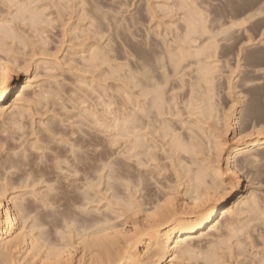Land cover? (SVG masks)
<instances>
[{
  "label": "bare ground",
  "instance_id": "obj_1",
  "mask_svg": "<svg viewBox=\"0 0 264 264\" xmlns=\"http://www.w3.org/2000/svg\"><path fill=\"white\" fill-rule=\"evenodd\" d=\"M44 1L45 0H7V2H8L7 13L6 12H5V14H3L2 12L0 13V116L3 115L7 111L8 108H10V109L12 108L11 113L14 114L13 118L7 113L10 116V118L12 119V121L15 120L14 116L16 113L22 114L24 111H25V113H26V111L28 113L29 109L31 110V108H33L32 110H34V108L37 107V106L34 107V105H36L38 103L40 105L41 102H39L40 99L38 97L41 93H39V95H38L37 92H42L48 86H49L48 89H50L51 83L49 84V82L51 81L52 78L50 79V81L48 83L46 82L47 79L45 80V82L49 85H46V84H44V82H41L42 84H44V86L42 85L44 88L43 90L40 86V90H42V91H38L39 90L38 84L35 83L38 90L34 85L33 88H36L37 92L35 90L36 93H34L33 92L34 89L32 88L33 89L32 92L34 94H32L31 92L30 93H31V96H33V97L34 96L36 97V95H37L36 98H38V99H36V98L35 99L33 98V100L31 99L32 102L35 100L33 103H36V104L33 105L30 102V100L28 101V99L32 98L30 96V94L27 97L28 99L25 100L28 93L26 91L27 94L24 98L23 92H25V91L22 90L21 94L23 95L22 98H24L23 102L25 101L26 103L24 102L25 104L22 103L20 105L22 98L19 95H21V94H17L16 97H18V96L19 97L15 101L12 100V103L10 105H8L10 100L14 96V94H16V92L20 88L21 72H22V71H20V68L23 67L22 70L25 71V69H24L25 66H23L22 64L25 62L24 65L29 66L28 62L29 63L31 62V58H30L31 56H29L30 55L29 53L33 54L32 58L34 56L36 57V54L38 53V51L35 49L36 53H35V51L33 53L28 51V54H27L25 52L27 50V47L25 50L20 48L19 50H21V51L23 50L22 58L25 57V55H26V59L27 60L30 59V61L23 59V61L18 62V58L20 59L19 56H21V55L18 53V51L16 49V45L18 44V42L26 45V41H25L26 38L25 37H27V36L30 37V35H27L24 37V35L27 34V32H25V30H23L24 27L23 28H20V27H22V25L25 24L24 25L25 29L27 28L26 26L30 27V29H31V31L26 29L29 33L34 30L31 36H33L34 33H36V32H38V33H36L37 35H40V34L44 35V33H46V34L51 33L50 31H46L44 29V27L45 28H46V26L50 27L52 21H54L53 23L56 22L55 19H53V18H55L54 16H56L57 14L54 13L55 14V15L53 14L54 16L51 15V16H53V18L51 19V17L45 13V10L48 6L45 4L46 2L53 5L52 3L54 1V5H56L55 7H58V9H56V10L59 14H61V12H63V10H66L67 11L66 13L69 14L70 20L73 21L75 19V20H77V22L78 21L83 22V23L81 22L82 27L80 28V29H82V32L78 31V29H76V31H78L79 33L82 34L80 36L81 41L79 39L76 42L78 44H79L78 41H80V44H82V38L84 39L85 36L89 41V38L98 37V36H99L98 38H100V35H101V38H103L102 35L104 33L108 34V32L105 31L102 27H105V29H106V26L108 27L109 23H111L112 21H115L118 18L120 19V17L124 13L123 8L125 7L124 6L125 3H126V7L124 9L125 14L126 13L128 14V12H129V10H128L129 7H128V9H126L127 8V2H126L127 0H123L122 4H121L122 0L121 1L118 0L119 4H120V7H118V8H121V6L123 5L122 9L115 8L114 5L117 4L116 7L118 6V1H116V0L115 1L117 3H113L114 4L113 5L114 7H113L111 4L112 3L111 2L112 0H111L110 4H111V7H113V9L110 10L111 7L108 5L109 8L106 7V9H109L110 11L108 12V10H107V13L105 11L106 9L102 6L103 5L105 6V4L107 2H108L107 4H109L108 0H106L102 6H101V3L99 4L100 5L99 12L97 10V7L99 5L98 6H97V4H96V6L94 4L92 5V3H93L92 0H91L92 3L90 2V0H53L52 3H51V1L48 2L46 0V2L43 3ZM97 1H98V3L100 1L103 2L102 0H100V1L97 0ZM97 1L94 0L95 3ZM141 1H145V0H141ZM168 1H165V5L162 4V6L160 4H157L161 7V9H160L161 12H162V8H163V10L166 9L165 16L168 15L167 13H169L168 16H170L171 12H174V11L176 12V15H174L172 13L174 16L173 17L170 16V17L173 19L174 17L177 16V19H174L171 21L169 19L168 21H170V23L166 22V24L168 23V26L164 25L165 21H163V20L162 21H163L164 26L162 25L161 21L157 22L156 18H158V20H160L161 16L160 17H158V16L161 15V12L159 15H157L158 14L157 12H159V10L156 9L157 5L156 4L154 5L151 2L153 5L152 6L151 3L149 2V0H148V2L150 4L147 3V0H146V3L149 4V6L151 5L152 8L155 6V9L158 10L157 12L154 11L155 9L153 8L154 13H152V11H150V13H147L144 10H143L144 13H142V12H140L141 9L139 10V8H138V10L136 12H134L136 14V15L134 14V17L132 14L133 12H131L132 17L130 16V18H132V19L130 20V18H129L130 21L127 20V17H126V19H122V17H121V19L124 21L123 23L120 22L121 19L119 21L117 20L116 22H113L115 25L117 22L118 23L120 22L124 26L126 25V24H124L125 20L127 21L128 25L130 22V25L128 27L130 28V31H131V37L130 38L128 37V36H130L129 35L130 31L128 29H126L124 26H122V27H124L125 29H121V30L122 31L125 30V32H127L128 35H126L127 34L126 33V34H124L125 36H123L124 38H122L123 33L121 32L122 34H120V37L122 39H125V37H126L127 44H128V40H130L129 41L130 45L128 44L129 46H127L126 44L125 45L123 44V46H125V48L126 47L129 48V51L126 48V50L128 51V53H126L127 55H125V53H124V47L121 50V46H118V44L120 45L123 42V40H120V38H118L119 35L117 34L119 31H121L120 29L118 30V28H119L118 25L121 27V24L117 23L118 25L115 26L112 23V25H109V28L111 26H113V27L115 26L114 28L118 27L117 31L115 29H112V28H110L111 30H108V31L110 32V34L112 33L113 37L110 34L109 35L111 36V39L114 38L113 43L116 45L115 41L117 40V42H118L117 48L120 47V51H123L121 53H123V56L126 57L124 59H126L127 63H125V65L123 64V67L125 69L127 67L126 71H125V69L122 70V67L120 64L118 65V66H120L119 68H116V69L114 68V67H118V66H116V63L118 62L117 58H119V57L116 58V55H117V52H118V55H120V53H119V49H117L114 44L110 45V44H112L111 43L112 40H110V37H109V40H107V38L105 40L106 36L103 38L105 41H110V43L109 42L108 43L111 46V47H109L108 43L106 42L105 45L104 44H102V45H104L103 47L108 46V48H104L103 50L110 48L109 51H111V48H112L111 54L112 55L116 54L115 57H113L111 54L109 57V53H110L109 51L107 53H105L102 50V46H100V45H99V47L94 46L97 42L90 43L87 41L86 38H85V42H87V43L82 46L83 47L82 49H81L80 45L77 47V44L75 43L76 47L78 49L80 48V50L82 51L81 53L83 54V56L81 55V53H79L82 56V58L80 57L81 59L79 58V61L80 60L83 61L81 64H84V66L87 68L86 70L91 69L92 71L96 70L95 72H97L98 69L101 70V66L104 64L107 67V69H109V67L111 65H113L110 62L111 56L114 59L116 58L115 59L116 63L113 61L115 66H113V68H111L110 71H108V74L106 72H104V69L102 68V70H101L102 72L99 71L102 75V77H100L101 79L99 78L100 74L98 75V73H96L97 74L96 78L95 77L94 78L96 80L99 78L98 79L99 82H100V80L102 82L103 75H104L103 81H105L106 79L110 81L111 75H112V77L115 76L114 78L119 77L120 79H121V77H124V80H122V83L124 81L123 84H125L126 86H125V88H123L124 89V93L122 92L123 94L121 93V91L123 90L122 87H120L121 82L120 83L118 82L119 79H116V80H114V78L112 79V80H114L113 82H115V83L117 82L119 87L122 89L121 90L117 85V87L121 90V91H119V89H117L116 86H114V89H115V90L113 89V91H115L114 94L119 92L120 94H118V95H121V96L125 95V98L122 99V104H120V102H119L120 106L125 104V102H126V106L124 108H120L118 111L114 110L115 111L114 112L113 111L114 108L112 109L113 106L110 107V105L114 104V101L113 102L111 101L113 103L112 104V103H110V101L108 103V100H106L108 97H110V95L108 96L109 92H107L109 90V88H106L104 86H99L100 88H98L99 84H97V86H96L95 83L92 81L94 85L93 86L91 85V87L90 86L86 87V89L89 87H90V89L92 88L91 91H90V89H88L86 91L85 88H84L85 90L84 89L82 90L80 88L84 87L86 85V83H88V82L82 83L83 81H86L84 78V80L82 82L78 83L76 81L78 79V78L76 79V76H74V77L71 76V80L74 78V82L78 83L77 86H80V88H77V91H79V90L80 91L76 92V89H74V87L76 86V83H74L73 80H72V82L75 86L73 84H71L72 86H74L72 88L71 85L69 84L70 87H68V88L74 89L77 94L78 93L81 94V92H82V94H81L82 97H83L84 91L87 92L88 95L86 93H84V94H86V98L83 97V99H81L82 100V102H81L80 99L76 98V93L72 92L71 91L72 89H71L70 90L71 94H70V91H69L70 95L68 94L69 99H70V101H69L68 97L65 96V94L67 93V90L65 89L67 87V84L64 83L65 81L63 82L65 85L63 83H61V81H60V83H61L60 84L58 81L60 86L62 85L61 89L59 88L60 86L58 87L59 88V89H57L58 93L61 92V94H62L63 86H65L64 90H66L65 91L66 93L63 92L65 94H62L65 96L63 100H65V98H66V100H68L71 103L70 104L68 102L70 104L69 105L70 108H71L72 104L75 106L74 103L79 102L78 106H79L80 102H81V104L85 103L86 100H89L88 99L89 97L87 98V96H89L90 94L92 95V97L95 98V96H93L94 86L97 87V88H95V90H97V91L99 89L103 90L102 87L105 88L106 92H105V90L103 91L105 94L104 93L100 94V90H99V93L97 91H95L96 92L95 94H99V96L97 95V98H100V100L102 99V101L99 100V103H98V102H95L96 99L91 98L92 100H90V101L91 102L93 101L92 103L90 101H89L90 103L87 101L89 103V104L87 103L88 105L85 103L87 106H85L83 109H84V112H86V114L83 112H82V114L83 115L85 114V117L88 120L85 117H83L82 114H80L81 111H79V114H80L79 117L82 116L81 118L85 121V124L87 122V124L85 125L81 119V121L83 122V128H84V126H85V128L89 127V131L91 132L92 128L98 127L99 130L95 129V131L96 132L101 131V133H98V134H100L99 137H101L102 132L103 133L105 132L104 133L105 137H103L104 135H102L103 139L107 138L106 139L107 143H105V144L109 145L108 144V141H109L108 137H106V136H109V133H110L109 129L116 131L115 133L113 131L114 134L113 133L110 134L111 136H113V138L109 142V143H111L109 146H112V143L114 145L116 144L115 146L113 145V147H116L118 145L122 146L121 142L123 140L121 138H123L125 140L122 143V144H124V142H125V144L123 146V148H124L123 153L124 154L122 152L121 153L123 155H125L123 157L125 158V161L127 162L125 164V166H122V167H125V168L127 167V168L124 169L125 171L122 170V172H121L122 174L120 172L116 173L117 167H119V168L121 167L120 166L121 160H123V159L120 160V158H121L120 156H122V154H120V152L119 153L117 152L118 153L117 154L116 151L115 152L112 151L111 150L112 147H111L110 151L114 152L116 154V155L114 154V156H113V153L111 154V152H109L110 155L113 156L112 159H114V160L116 159V161L120 160V163H119L120 165L117 162V164H118L117 167H116L117 164L116 165L112 164V165H114V168L116 167V170H114V168H113V171H115L116 174L115 175L113 174L114 172L112 171L111 167H108V165H107V163L110 164L111 162L113 163V161H110L111 159L108 160L106 158V157H108V155H104L109 150V148L107 149V151L103 150L104 148H106L108 146L102 148L104 146L105 141L103 142V140L99 137L98 138L96 137V138L100 139V141H102L103 146L101 148H102V151H104V152H101V148H100V150L99 149L97 150V148H99L102 145V143L99 140H98L99 141L98 143L100 145L95 147L96 150L94 149V147H89V146H86V148H83L85 146V144H83V146L80 145L81 146L80 148H81V150L85 149L86 152H87V147H88V149L92 148L95 150V152H94L95 154H97L96 151H98V152L100 151V153H104V154H102L103 157L101 155L102 158L100 157V155H99L100 158L96 157L99 159V162H98V159L96 160V158L91 159L94 154H93V152L90 153L89 151H92V149H90L87 154H84V155H87L86 159L84 157V160L87 161V158H90L91 161H89V159H88L89 164H90V162H94V159H95L97 162L96 161L94 162L95 163L94 167L97 166V163L100 165V162H101V165H100L101 167L106 164L104 167H102L103 170L105 168V171H106V166H107V169L110 168L109 170L112 171V172H110V174L108 176H105L106 174L103 175V172H105V171L102 172V175L101 174L99 175L98 173L101 172L99 170L100 166L99 165L97 166V168H98V170L96 168V170L98 171L97 172L94 170L95 168L92 166V163H91L90 165L88 164V166L92 170L91 171L92 173L90 172L91 174H89L90 177H92L91 175L95 174L94 176H98V178H97L98 180H99V178L102 179L103 177L104 178L106 177V179H107V177H109L111 180V178H113V175H114L116 177H115V179L113 178L114 181H113V179L111 180V183L113 182V185L115 186V184L118 183L117 181H119L120 176L123 177V175H124L126 177H123L122 180L125 179L126 181L125 180H123V181L121 180V181H122V183L124 182V184H125V182H126V184H127L125 187L126 195H124L123 191L121 190L123 187L122 183H121L122 187H120V182H119L118 185L120 187L121 192L123 193L122 194L123 196L119 192H113V194H110V196H107L108 192L105 190H108L110 193V190L113 187V185L110 184L109 178L107 181L109 183L106 184V186H108V187L105 188V190H104L105 192L104 191L102 192V190H100V188H102V186L99 187L101 185V183L103 185L104 181L103 182L97 181L98 185L96 184L95 187L96 188L99 187L98 188L99 191L94 192L95 188L93 186L95 184L93 186H92V184L94 182L96 183L97 179L95 181H92V178L94 177L93 176L91 179H89V181H91V182H90V184H88L89 183V181H88L89 176L86 175L88 173V171H85L86 170L85 168H88V167H86L87 166V163H86V166H84L85 168L83 166L81 167V165H80V167H79L80 171L76 170L78 172H76L74 174L75 175L77 174L78 177L80 174L86 175L85 177L88 176V178L81 176L82 178H84V180L80 177V180H77V181H80V183L82 185L83 181L86 182V180H87L86 184H88L90 187L92 186V190L94 189L93 194H91L92 191L90 190L89 186H87L85 183H83V184L87 188H85V190L82 191L81 189H84V186L83 185L80 186V184L78 182L77 185L80 187H83L80 189L82 196L78 195V196H80V197H77L78 202H74V200L72 201L73 198L72 199L69 198V199H71V201L65 200V202L67 204H65V202L63 201L64 205H66V207L64 208L63 202L61 203V201L63 200V198H66V195L65 194L63 195L62 193L64 191H65L64 193H66L67 191L69 192L70 190L66 189L67 187H65L66 190L63 189V192H62V189H61L62 187H60V186L65 185V183L62 185L60 182V186H59V185H56L57 182L55 183L56 180H54V182L52 181V185H54V183H55V185L57 187L59 186L58 189H61V190H59V192L61 191L60 194L55 193L57 190L52 192L53 196L55 193L54 199H56V197H59L61 194L63 196H65V197L61 198L62 200H60L59 202L56 199L57 202L60 203V206L57 205L58 203L56 204V202H55L56 200H53L52 199L53 197L50 196L52 187H50L51 190L48 187V189H49L48 191H47V188L44 187L46 189V192L49 193V197H51L52 201H54V202H53V204H51L50 202H52V201H50L51 199L48 196H47L48 199H47V197H42V198H45V200H46V201L44 199L42 200V201H45V204L48 202L47 200L50 199L49 203H47L48 207H49V209H48L49 212L40 213V211H39V213H36V215L33 217L32 214L34 215L35 209L33 208L32 204H31L32 201L28 202L27 200H25L22 197L25 192L22 193V195H20L21 193L19 194V193H17V191H15L16 189L18 190V187H20V186H16L15 183H17V182L19 183V181H20L21 186L24 183V185L22 186L23 189H25L24 186L25 187L33 186V188H35V189L39 188V187H34V185L37 182L40 183L41 181L44 182V184H46V182L44 181L45 180L44 176L47 175V171L44 169V167H42V168L41 167H35L33 164H31L30 161H26L25 159L20 160L21 158L16 156L15 153L13 154V156L15 155L19 159L10 158L9 157L10 153H9L8 156L6 155V160H4L2 162V165H5L7 162V163H9L10 168L12 167L11 168L12 171L15 170L16 172L14 171L13 176L11 174L12 178L11 177L9 178L11 180L6 182L5 180L7 179V176L8 175L10 176V173H12V171L9 168L10 173L8 172L9 173L8 174L7 173L8 169L5 170L7 176L2 174L3 175L2 178L6 177V179L4 180L5 183L0 185V264H185V261H187L188 259L191 260L193 258H198V255H202L204 253L203 252L204 249L209 250L211 246L214 247L218 244H221L222 242H223L222 244H224V240L228 241L232 237V234H234V233L237 234L238 230H240V229H238L239 227H237L235 224V222H236L235 218H234L235 222H230V221L227 222L226 221L227 223L223 224V221H225V219L227 217H229V218H230V216L231 217L232 216L240 217L239 215L244 213V211L242 212V210H244L245 208H247V210H246L247 212H245V213H248V212L250 213V211L253 212L255 210L254 213L259 212L258 214H260V212H261V214L264 215V213H263L264 209H263V212H262V210H259L261 207L262 208H264V207H263V205H261L260 201H257V194L255 193V191L254 192L251 191L252 193L248 197L244 196V190L247 189V188H245V183L247 181L246 180L247 174H248V179H249V171L251 172V170L254 169L253 166L256 165L258 161H261L262 159L264 160V123L263 124L260 123L261 125H256L257 122L254 123V121H252L250 119L251 116L249 118V115H252L249 113L254 112L253 109L249 112V109H246L247 107H244L243 109H242V107H240L241 108L240 110L236 107L237 104H242L244 102L245 98H246V100L251 98L248 96L252 95V93L250 92L252 86L255 84V82L259 83V84L262 83V80L264 79V77L263 78L261 77V76H263V75H261V74H263L262 71H264V70H262L263 67L260 66L261 64L259 65L260 68L258 70L257 64H255V66H254L252 64V60H250L251 63L248 61L249 60L248 53H250V51H252L251 50L252 47H254V49H258L256 44H259L260 42L261 43L259 45H261V44L264 45V43H263L264 40H263V38H261V37H264L263 36L264 32L259 33L260 32L259 28H260L261 24H264V7H256V8H251V9H248L249 8L248 7L247 8L248 10L243 8L245 11L242 10V12L239 11L240 9H238L239 12L236 14H235V11H233L235 9L230 10V8H228L230 12L231 11L234 12L233 15H232V13H233L232 12L229 16V15H227L228 9H227L226 13L220 12L221 10L223 11V9H226V7L224 8L222 6V9L217 7L218 10L220 9L219 10L220 14H219V12H217V15L214 16L213 12L211 11L212 9L208 6L209 4H211L210 0H201V1L200 0L199 1L198 0H175V4H173V5L166 4V3H168ZM176 1H177V3H176ZM223 1H225V0H223ZM0 2H2V0ZM4 2H6V1H4ZM129 2H128V4H129ZM131 3H132V0H131ZM134 3H135V1H134ZM143 3H140V4H142V8L144 7ZM146 3H144V4H146ZM157 3H159V2H157ZM221 3L223 4L224 2H221ZM226 3H228V4L231 3L230 6L232 5V2H230V3L226 2ZM1 5H0V9L4 7V6L2 7ZM218 5L221 6L219 3H218ZM149 6L146 5L145 7L147 8ZM48 7H49V11H50V6H48ZM55 7L51 6V8H53V10H55ZM101 7H102V9H101ZM132 7L133 6L130 5V10H133ZM211 7L213 8V4ZM232 7H233V5H232ZM12 8H14V9H12ZM103 8H104V10H103ZM114 8L117 10H122V11H118L120 14H118V12L114 13V11H115ZM209 8H210V10H209L210 12L206 10ZM4 9H5V7H4ZM148 9H150V7ZM68 10H71L70 13H68ZM101 10H103L105 12L104 17L108 16V14L109 15L111 14L109 16V18H110L112 16V13L115 15V17H112L111 20L109 19L111 22L108 21L107 20L108 17H106L105 20H107V22H108V24H106L107 22H105L104 17H103L104 12H102ZM127 10H128V12H126ZM213 10H214V8H213ZM2 11H4V10L2 9ZM101 12H102V16L100 17L99 13H101ZM138 12L140 13L139 15H137ZM155 12H156V14H155ZM207 12H208V15H209V13L211 14V12H212V16L209 15L211 18L207 15ZM230 12H228V13H230ZM50 13L51 12H49L48 14H50ZM215 13H216V10H215ZM116 14H117V16H119V15L120 16L117 17ZM47 16L50 17V19L47 18ZM64 16H63V18H64ZM124 16L125 15H123V17ZM102 17H103V19H102ZM56 18H57V16H56ZM66 18H68V16ZM66 18H64L63 20L65 21ZM58 19H59V15H58ZM58 19H57V23H58ZM89 19H92V20H90L91 22L88 21V23L84 24L85 20L87 21ZM163 19H164V17H163ZM98 20H99V22H98ZM101 21L102 22L104 21L103 23H104V25L106 24V26H104L103 23L101 24ZM67 22H68V20H66V25L69 24V26H70V22L68 24H67ZM60 23H61L62 27H64L66 32H67L69 26L65 27L64 23L63 24H62V22H60ZM153 24L156 26L153 27L152 26ZM18 25H20V26L18 27ZM55 25H51V26H54V28H55ZM59 25L60 24H58V26ZM73 25H71V26H73ZM56 27H57V25H56ZM50 28L52 29L53 27H50ZM54 28H53V30H54ZM58 28H60V26ZM64 28L61 29V31L63 30L61 32L62 33L61 36H63V37L65 34ZM20 29H21V31H24V35H22L19 32ZM47 29H48V27H47ZM73 29H74V27L71 29V31H73ZM53 30H51V31L53 32ZM114 30H115V32H117L116 34L113 32ZM263 30H261V31H263ZM68 31L70 33L68 35V37L69 36H70V38L73 37V39L75 40L74 32H72V34H71L70 29ZM113 33L116 36L118 35L116 40H115L116 36H114ZM59 34H60V31L57 35L59 36ZM67 34L68 33L65 34L66 37H67ZM37 35H34V37L35 36L38 37ZM48 35H45V36H48ZM57 35L54 34V36H57ZM71 35H72V37H71ZM50 36H51V34L49 35V38H50ZM63 37H62V39L60 37V39L62 41H60V39L57 40V43H59L60 45L63 43V39H64ZM41 38H42V39H40L41 43L39 44L40 48H42L41 47L42 43L44 45L47 43L49 44V42H47L49 38L48 39L46 38L47 41L45 39L43 40V37H41ZM101 38H100L98 44L100 43ZM30 39H31V37H30ZM49 40H51L50 44L54 41L53 39H49ZM70 40H72V39H70ZM70 40H69V42H70ZM125 40L123 43H125ZM36 41H33V43H30V45L27 44V46L31 47V45L33 44V47H31L33 50L34 49V43ZM72 41L70 43L71 47H73L72 45H75V44H73L75 41H73V42ZM92 41H93V39H92ZM54 42H56V41H54ZM60 42H62V43H60ZM65 42H66V39H65ZM85 42L83 40V43H85ZM22 44H20V46ZM36 44L38 47V43H35V47H36ZM48 44H47V46L45 45V47H48V48H45L44 45H42L43 48L41 49V51L43 52V55L45 54L44 58L46 56V59H48L47 58L48 56L46 55L47 53L45 51L48 52L47 49H49V47H50V45L48 46ZM139 45L141 46V49H139V47H137ZM112 46H114V47H112ZM76 47H75V50L77 49ZM228 47L229 48L231 47V48H233V50H235V51H233L234 52L233 54H231L232 50H231V52H227L231 49L230 48L228 50ZM249 47H251V48L249 49ZM113 48L117 49L118 51L115 50V52L113 53V50H114ZM261 48H262V46H261ZM32 50L30 49V51H32ZM38 50H39L38 54L41 53V55L37 56V57L43 58L42 52H40V49H38ZM50 50H51V48L49 49V52H50ZM66 51H68V50H66ZM73 51H74V49H73ZM49 52H48V55H49V57L51 56V58L53 60V54L50 52L52 54L51 55ZM70 52L71 51L66 52V53L69 54ZM226 52H227V54H226ZM23 53H24V55H23ZM71 53L69 54L70 56H68L69 58L71 57ZM228 53H230V55H232V56L228 55ZM72 54H73V56L71 58L75 57L74 55H76V54H74V52ZM27 55H28L29 59L27 58ZM63 56H65V55H63ZM77 57H79V55L76 56V58ZM120 57H121V59L120 58H119L120 60L118 59L119 60L118 63H120V61H122L124 63L125 60L122 59L123 58L122 56H120ZM76 58H73L74 61L77 60L76 61L77 63L73 62V65L75 66V68H73V65H70L72 63V60H71V63L69 64L73 68V71H74V69H76V67L78 66L77 64L79 62L78 58L77 59ZM54 59H55V61L56 60L59 61V59L55 58V56H54ZM114 59H111V61ZM232 59H235V61H233V64H231ZM63 60H64V58H63ZM38 61H40V58ZM41 61L39 64H41ZM64 62L67 63V60ZM20 63H22L21 67H19ZM49 63L50 62L47 61V64H49ZM51 63H52V61H51ZM57 63L58 62H56V64H55V68H57V66H56ZM59 63L60 64H58V65L60 66V69H61V65L63 64V61L59 62ZM32 64H33V62H32ZM34 64L36 67L39 65L38 62L34 63ZM231 65H234L233 68ZM43 66H44V64L41 65V67H43ZM47 66L50 67V65H47ZM47 66H46V68H47ZM30 67H31V64H30ZM30 67H28L26 69V72L28 71V69H30ZM71 67H69V69ZM79 67L80 68L82 67V66H80V62H79ZM44 68H45V66H44ZM51 68L55 69L54 66L53 67L51 66ZM51 68H49V69H51ZM72 68L70 69L71 71H72ZM80 68H78V71H80L79 70ZM39 69L36 68V70H34V71L37 72V70L39 71ZM69 69H68V71H69ZM113 69H115V70H113ZM240 69H241V71H242V69L246 70L247 73L251 72L250 75L252 73L258 74L256 72L257 71L260 72V69H261V74H259L261 76L259 78H256L258 76L257 75L254 76L252 74L253 75V76L251 75L252 78H250L251 76L249 78H246L244 76H240L239 74H237L240 72ZM42 71H45L44 75L48 74V75H50V77L53 76L54 80H55L54 74L56 75L55 72L58 70H56V71L54 70V74H53L52 70L50 71L48 69H45ZM62 71H64V70H62ZM62 71L59 73L60 75L57 74V76L59 75L62 77L61 74L65 73V72L67 73V70H65V72H62ZM73 71H72V73H73ZM78 71L76 72V73H79L77 75V77L82 76L80 74L81 71L80 72H78ZM122 71H123V73H122ZM46 72H49L50 74L46 73ZM225 72H228V73H226V74H228L227 77L229 75H231V76H229L227 78L225 76L226 75ZM51 73H52V75H51ZM66 73H65L66 77L70 78L71 74L69 75ZM242 73H241V75H242ZM244 73H246V72H244ZM244 73H243V75H245ZM73 74H75V73H73ZM85 74H87V76H88V73L85 72L84 75ZM92 74H94V72H92ZM65 75L63 74L64 77H65ZM105 75L106 76L109 75L110 79H108V77L106 78ZM238 75L240 78H242V77H244V78L237 79L236 77H238ZM36 76H37V73H36ZM92 76H95V74ZM97 76H98V78H97ZM224 76L226 77L225 78L226 79L225 87H224V83H222V78ZM66 77H65V80H66ZM47 78H48V76H47ZM235 78L237 80H235ZM261 78H262V80H261ZM95 79H92V80H95ZM259 79L261 80V82L259 81ZM28 80H29V78H28ZM68 81H70V79H68ZM29 82H30V80L28 81V83ZM52 82H53V79H52ZM66 82H67V80H66ZM92 82L90 79V82L88 85L92 84ZM53 83L54 84L51 85L53 87H51V88L55 89L54 85H56L55 83H57V81H55ZM80 83H82V87H81ZM97 83H98V81H97ZM106 84H107V82H106ZM123 84H121V86H123ZM112 85H113V83H112ZM29 86L31 87V85H29ZM57 86H58V84H57ZM108 87L111 88V85L108 84ZM239 87H241V90H239ZM248 88H249V90H248ZM254 88H255V86H254ZM254 88H252V89H254ZM48 89H47V93L44 94L43 99L45 97V99L47 100L48 97L46 98V96L49 95L50 90L51 91L53 90V89H50L48 91ZM226 89H227V91H225ZM245 89H247V91L250 92V94L248 92H246ZM257 89H256V93H258ZM26 90H27V88H26ZM254 90H251V91L254 92ZM109 91L112 92V89ZM53 93L54 92H52L50 94L53 95ZM58 93H56V95L58 97V101H57V98L54 101L55 94H54L53 99H51L52 95H51V98L49 97L51 99V101L47 100V103H46L45 99L44 100L42 99V96L40 97L42 102L44 103V101H45V104H47V106H45L47 112L48 111L51 112V106L55 110L54 106L56 105L57 102H60V100H59L60 96L63 98V96L59 95ZM72 93L75 94V97H73V98H75L74 102L70 98V97H72ZM106 93H107V97H106ZM224 94L227 95V96L226 95L224 96L225 98L228 96H229V98H231V100H229L231 102H230V105L229 104L226 105L229 102L226 101V99H225V101L227 103L222 101L223 105L228 106L226 108L225 107L222 108L223 109L222 110L221 107H219V99L223 100L224 98H222V96ZM118 95L116 94L117 97L121 98V96H118ZM78 96H79V94H78ZM103 96L106 97V98L104 97V100H103ZM111 96H112V94H111ZM116 96H115V98H112V100L113 99L115 100V105H114L115 109L117 108L116 106L118 105L117 104L118 100H117ZM247 97H248V99H247ZM79 98H80V96H79ZM229 98H227V99H229ZM36 100H38V102ZM75 100H77V101L75 102ZM105 100H106V102H105ZM109 100H111V98H109ZM123 100H124V103H123ZM246 100H245V102H246ZM252 100H254V99L252 98ZM248 101H250V100H248ZM49 102H51L52 104L50 105ZM53 102H55V104ZM66 103H67V101H66ZM30 104H32V107H30ZM100 104H103V105H100ZM63 105H61V107ZM119 105H118V107H119ZM223 105H220V106L223 107ZM42 106H44V104ZM74 106H72V108ZM97 106H100V107L102 106V109H104V106H105V108L107 106V108L104 110V112L107 115L105 116L103 114L101 116L98 112L100 111V113H102L101 112L102 109L99 108V110H98L96 108ZM57 107H58V105H57ZM61 107L59 105L60 110L56 111L57 108L55 110L56 112H59L60 115L64 112L63 107H62L63 112L60 113ZM69 107H67V108H69ZM67 108H65V110H67ZM72 108L70 109L71 111H72ZM75 108H78V107L75 106ZM79 109H81V106ZM37 110H38V107H37ZM37 110H34V111L37 112ZM42 110L43 111H41V108H40L39 113L41 114L43 112V114L46 115V112L44 113V111H45L44 108ZM70 110H67L68 113H70ZM77 111H76V113H77ZM49 112H48V114H49ZM25 113H24L23 118H25V115L27 114V113L26 114ZM32 113L33 112H31V115H32ZM55 113L53 112V115H56ZM65 113L66 112H64L63 114L66 115ZM70 114L73 115V112ZM70 114H68V115L70 116ZM5 115H6V113L4 114V116ZM16 115L18 118V114H16ZM28 115H30V113ZM9 116L7 119L6 118L5 119L8 120V126H10V124L12 126V123L9 121V119H10ZM56 116H57L56 119H55V117H53L54 118L53 121L49 122L50 125L52 124V122L54 123V121L57 120V118L59 116L58 113ZM73 116H75V115H73ZM76 116H75V119H76ZM253 116H254V113H253ZM51 117H52V115L50 116V118ZM65 117H64L66 119L65 121H67L68 125L70 123H71V125L74 124L73 127L76 124L79 125L78 124V119H79L78 117H77V121L75 120L76 124L75 123L72 124V122H74V121H72V119L74 120V118H71L72 122H70V120H67L68 116H65ZM70 117H72V116H70ZM59 118H60V116H59ZM64 118H63V120H64ZM248 118L254 123L253 126L249 127V125H247L248 124L247 123ZM42 119H43V117H42ZM46 119L49 120V118H46ZM18 120H20V119H18ZM21 120L23 121L24 119H21ZM63 120H61V121L63 122ZM61 121H58V122L56 121L57 123L55 122L56 124H58L59 128L62 126V124L60 123ZM89 121L92 124L88 123ZM14 122H16L17 124L19 123V121L17 122L16 120ZM41 122L43 124V121H41ZM46 122H48V121L46 120L45 123ZM16 123H13V127L11 128V130H14L15 126L18 128L20 127V123H19V126ZM34 123H35V119L33 121V124ZM59 123H60V126H59ZM67 123H65V124H67ZM94 123L96 124V126H94V127L91 126V128H90V126H88V124L94 125ZM80 124H82V123H80ZM97 124H99L101 126L103 125V127L105 126L104 129H103V127L100 128V126ZM39 125H41L40 121H39ZM8 126H7V128H8ZM46 126L47 127L49 126L48 123H46ZM46 126L41 128V131L43 129V132L47 133L48 128H46L47 131L44 129ZM79 126H81V125H79ZM49 127H54V125L49 126ZM65 127H61V129L63 128L66 130ZM70 127L71 126L69 125V129L71 132L72 127L71 128ZM20 128H19V131L22 132V135H23L24 134V132L22 131L23 128L21 130H20ZM59 128H56V129L52 128L54 130H52V129H50V130L52 133H54V131H55L54 135L57 136L58 131L60 132ZM74 128H76V126ZM107 128H108V130H106V131L108 134L105 131V129H107ZM38 129L40 130L39 126H38ZM57 129H59V130L56 131ZM77 129L79 132L80 128L77 127ZM77 129H75V131ZM6 130H7V135H8L9 128ZM31 130H34L33 127L31 128ZM35 130H37V129H35ZM35 130H34V132L32 131L33 134L35 133ZM39 130H37V131H39ZM65 130H63L62 133ZM73 130L74 129L72 128V131ZM81 130H83V129L81 128ZM81 130H80V132H82ZM248 130H249V132H248ZM15 131H16V129H15ZM86 131H87V129L86 130L84 129L83 132H86ZM244 131L248 132V134H245L246 132L244 133ZM51 132H48V133L52 134ZM66 132H67V130H66ZM94 132H93V134H92V132L91 133L87 132V134L89 133V136H90V134H92V136L93 135L97 136L96 135L97 133H94ZM16 133L18 134V129H17ZM48 133H47V135L45 133H43L44 135L42 137L45 136L48 139V137H47ZM241 133H242V135H241ZM64 134H65V132H64ZM68 134L66 136H68V138L70 136V138H71L72 136L70 135V133H68ZM71 134H73V132ZM76 134H77V132L74 134V136ZM243 134H245V135H243ZM9 135H11V133H9ZM15 135L16 134H12V136L15 139L16 138L19 140L21 139V138L16 137ZM19 135H20V133H19ZM24 135H23V137H24ZM27 135H29V134H27ZM27 135H25V136H27ZM30 135H32V134H30ZM54 135L53 136L51 135L53 137V139H54ZM62 135L63 134H59V137L61 138ZM82 135L81 136L85 139H80V141L78 140V142H76L77 139L79 137H81V136L77 135L76 136L77 138L75 139L76 141L74 140L77 143L76 144L77 146H78V143L81 142L82 140H87L86 136H88V135H86L85 133H83ZM63 136L65 137V135H63ZM74 136H73V139H74ZM5 137L6 136H4L3 138H5ZM42 137H41V139H42ZM27 138L30 139L31 136L27 137ZM60 138H58V139H60ZM96 138H95V140H97ZM110 138L111 137H109V139ZM34 139H35V137H34ZM47 139H42L40 143L42 145L44 143V145H45V140H47ZM51 139L52 138H50V140ZM53 139L51 141L48 140L46 143L48 144L49 142H54ZM66 139H67V137H66ZM71 139H70L71 144L74 145V147L77 148V150H78L79 147H77L75 145V143L73 142V140L71 141ZM0 140H2V139H0ZM24 140L26 141L27 139L25 138ZM88 140H90V139H88ZM120 140H122V141L120 142ZM39 141H38V143H39ZM66 141L67 140H65V142ZM22 142H24V141L22 140ZM30 142L33 143V141H30ZM55 142H56V144H58L57 140ZM62 142L63 141H61V143ZM65 142H63V143L66 144ZM0 143H2V142H0ZM15 143H17V145H18L17 140H16V142H14V145L13 144L11 145V143H10V145L15 146L16 145ZM38 143L36 144L37 146H38ZM82 143H84V142H82ZM85 143H87L86 145H89V143H92V142L88 143L86 141ZM117 143H118V145H117ZM41 144H39V147L41 146ZM51 144L53 145L54 143H50L48 146H50V148L52 149ZM56 144H54V145L56 146ZM5 145L6 144H4V146L2 145V147H3L2 150L8 151L9 147H6V149H4ZM36 145H35V151H36V149H39L36 147ZM68 145H69V143H68ZM72 145H70V146H72ZM31 146L32 145H30V148H31ZM66 146H67V144H66ZM92 146H93V144H92ZM94 146H95V144H94ZM33 147H34V145L32 146V149H33ZM62 147H64V145H62L61 148ZM0 148H1V145H0ZM43 148H44V146H43ZM53 148H54V146H53ZM70 148L65 149L66 153H65V151H63L65 153L64 155H68V153L71 152ZM59 149H60V145H59ZM116 149L122 150V148L118 149L117 147H116ZM2 150L0 151V156H1V153H3ZM15 150L18 152V154L20 153L19 150L22 151V149L17 150L16 148H15ZM77 150L76 149L73 150L72 151L73 154L74 153L77 154L78 152H80L78 154L81 155V152H83V151H81V150L77 151ZM113 150H115V149H113ZM10 151H11V149H10ZM16 151L12 150V152H16ZM39 151H42V153H43L42 146H41L40 150H37L38 154H39ZM54 151L55 150L52 151L53 153L51 151H49V152L51 153V155L52 154L54 155ZM56 151H57V148H56ZM12 152H11V155H12ZM4 153H6V152L4 151ZM6 154H8V152ZM35 154L36 153H34V155ZM38 154H36V155L38 156ZM44 154H45V152H44ZM73 154L72 153L70 154L71 157ZM88 154H90V155L93 154V155L90 157V156H88ZM24 155H25V153H24ZM53 155H52L53 160L50 158V160L48 162L49 164L51 163V160H52V163L53 162H56V164L58 163L57 162L58 160L55 161L56 155L58 156V153L55 156H53ZM70 155H68V157H70ZM84 155H81L78 157L82 158V156H84ZM117 155H118L119 160H117V158H116ZM20 156H21V154H20ZM76 156L73 155V157H75V158H74V160L72 159V165L74 164L76 166V163L79 164L78 163L79 161L82 165H83V163L85 164L84 160H82V159L79 160V158H78V162L74 163L73 161H77ZM95 156H93V157H95ZM111 156H109V157L111 158ZM40 157H42V156H40ZM45 157H47V155H45ZM54 157H55V160H54ZM65 157H64V159H65ZM23 158H25V156ZM37 158L38 157H36V162L38 160ZM43 158H42V161H43ZM58 158L60 159L59 164L56 165L54 163L53 164L51 163V165H50V167L52 165H55L57 168V170H56V168L54 167L56 171H58V166H59V169L62 168V167L60 168V166H61L60 164L65 165V166H66V164H67V166L69 164H71L70 163L71 161L68 162L67 160H64L61 156L60 157L58 156ZM2 159H0V160H2ZM101 159L108 160L109 162L102 161ZM61 160L62 161L64 160L65 162L67 161L69 164L67 162H66V164H63L65 162L64 161L62 162ZM165 160L168 163L164 162ZM116 161H115V163H116ZM104 162H105V164H104ZM43 163L46 164L45 160L41 164H43ZM94 163H93V165H94ZM122 163H125V162H122ZM238 163L245 164V166L243 165V167H246V169H247V166L252 167L253 169L252 168H251V170L247 169V172H246L247 174L245 175V173H244L245 170L243 169L242 166L240 167V165H238ZM260 163H262V162H260ZM41 166H43V165H41ZM75 166H71V165L68 166L69 168L72 169V171L69 170L68 167L64 168V169L62 168L61 174H62V171H63V173L65 171L66 176H67V172H68L67 169H68L69 171L72 172V173L70 172L71 173L70 175L68 173V176L70 178V176L73 175V169L78 168V166H76V167ZM257 166H258V164H257ZM14 167L15 168L17 167V169H15ZM1 168L2 167L0 165V169ZM81 168H84L85 170H83ZM18 169H20V170H18ZM52 171H53V168H52ZM119 171H121V169H119ZM137 171H138V174H136ZM253 171H255V170H253ZM50 172H51V168H50ZM85 172H87V173L83 174ZM95 172H97V173H95ZM51 173L53 175V172H51ZM78 173H80V174H78ZM118 173H119V175H118ZM255 174L253 172L252 177ZM2 175L0 174V176H2ZM75 175H73V177H77ZM117 175L119 177L118 180H117ZM148 175L150 176L151 180L155 181V183L153 182L154 184L157 183V185L160 186V189H161V186H163V185H161V182L162 181L167 182V185L163 186L162 191H160L159 187L156 185V188L158 189V193L156 194L155 199L149 198L151 196V195L149 196V192H150V191H148L149 187L147 186V184H144V182H147L149 180ZM68 176H67V178H68ZM256 176H254L255 177L254 180H251V181L249 180L251 183V184L249 183L250 184L249 187H252V186L255 187V185H252V183L254 184V182L258 183L257 181H259V179H258L259 175L257 176V179H256ZM55 177H56V175L54 173V178ZM63 177H65V176H62V178ZM41 179H44V180H41ZM68 179H66L65 181L69 182ZM70 180H72V182L70 181L72 184L76 185L74 178L71 177ZM81 180H82V182H81ZM127 180L129 181L128 183H127ZM1 181H3V180H1ZM14 184H15V187H14ZM72 184H69L71 186H68L70 189L73 186ZM143 184H144V186L142 187ZM67 185L68 184L66 183V186ZM77 185H76V188H78V189L76 191H79V187H77ZM150 185H152V184H150ZM41 186H43V184ZM46 187H47V185H46ZM22 188L20 187V189H22ZM33 188L30 190H33ZM54 188L55 187L53 186V189ZM74 188H72L73 194L75 192ZM123 189H124V187H123ZM72 190L70 192H72ZM113 190H116V188L114 187ZM144 190H146L145 193H143ZM152 190H151V192H153ZM35 191L36 190H34V192ZM155 191H157V190H155ZM141 192H142V194H141ZM30 193H32V192H30ZM30 193L27 192V194H28L26 196L27 199L29 198ZM35 193H37V192H35ZM38 193L40 194V191H38ZM42 193L45 195V192L42 191L41 195H42ZM79 194H80V192H79ZM31 195L32 194H30V196ZM119 195H121V196H119ZM37 197L39 198L40 196H37ZM73 197L76 198L75 196H73ZM234 199H236V200H234ZM258 199L260 200L259 197H258ZM32 200H33V197H32ZM80 200L82 201L81 204H79ZM104 200H107L106 205L103 204L105 202H102ZM34 201H35V199H34ZM36 201H37V199H36ZM100 201L104 205V209L101 207L103 210L102 209L100 210L99 205H101V204H98V203H100ZM69 202H71L70 209H69V207H67V206H70ZM72 202H74V203H72ZM76 203H78L77 205L81 206V208H79V207L77 208L78 210L73 208V204L75 205ZM93 203L95 205L97 203V205L94 207L92 206L91 209H95L98 212V214L94 210V213H96L97 215L91 216L89 214H91L93 211L91 209L88 211L87 209H89L90 207L88 208L87 206L89 204L93 205ZM257 203L260 205H258ZM49 204H51V205H49ZM53 205L59 206L62 210L60 209L58 211V208H57L56 209L57 211H56L54 209ZM39 206H40V204H39ZM84 206H86L87 209ZM242 206H245V208L243 207L244 208L243 209ZM44 207H42V209ZM35 208L38 212L37 207H35ZM52 208L54 209V211H56L55 213H54ZM71 208H73V210L75 209L76 211L79 212L78 214L76 212V216L78 215L79 217L75 216V214L73 213ZM51 209L53 212L52 211L50 212ZM85 210H86L87 214L89 212V214H88L89 217H86L87 215L83 216ZM42 212H43V210H42ZM108 212H111V214H109ZM56 213H58L59 216L62 214L64 215V217H65L64 221H63L62 217H61L62 218L61 219L58 216V214H57V217H59L61 219V222L63 221V223H65V228H64V225H63V228L66 229V227H67V229H69V233H70L69 237H66L69 235V233L67 232V229L64 230L62 228V226H60V224H61L60 220H57L56 216L53 218L54 214H56ZM80 213L82 214L83 217H81ZM112 213L114 214V216L112 215ZM48 218L49 219L51 218V219L48 220ZM30 219L32 221L29 222ZM232 219H233V217H232ZM232 219H231V221H232ZM55 220L60 222V224L59 225L57 224V225H58V227L60 226L59 230L61 229V232L59 231L58 232L59 234L58 233L56 234V236H59L61 233L60 236H62V237H60V236L58 237L60 239H58V238L52 239V237H50V241L47 238L45 239V236H44L45 232L42 230L44 228L39 230V232L37 233L38 227H41L43 224H46V222L49 223L48 225H50V223L53 222L52 223V225H54L53 228H57L56 223H58V222H56ZM227 220H228V218H227ZM237 221H238V219H237ZM54 222H55V224H54ZM73 222L75 225L73 224ZM70 223H71V225L72 224L74 225V228H73V225L72 226L70 225ZM77 224H79V226H77ZM55 225H56V227H55ZM223 226H224L225 232L220 228V227L223 228ZM68 227H70V228H68ZM71 227H72V229H71ZM219 229H221V231H223L226 235L225 234L222 235L219 232L217 235L216 232ZM51 230H53V229H51ZM54 230H55V232L58 231V229L57 230L54 229ZM62 232L64 233V235H66L65 237H64ZM43 236H44V238H43ZM46 236H47V234H46ZM215 236H216V238H215ZM233 236H235V235H233ZM227 237H229V238H227ZM204 240H207V241L205 244H202V242ZM240 242L238 239V241H236V243H237L236 246L238 248L241 247L242 250L240 249V251H241L240 253L242 254V251L243 252L245 251V247L242 246V244ZM240 244H241V246H240ZM253 244H255V243L250 242V245L252 246L251 248H254V246L256 245L255 244L253 246ZM228 246H227V248L230 247V246L229 247ZM231 246H232V244H231ZM231 248H233V247H230L229 249H231ZM235 249H234V251H235ZM228 251L229 250H227V252ZM234 253H236V251ZM240 253L238 252V255ZM226 255H228V257H229V252ZM230 255L233 256L232 250H230ZM232 256L230 258H235L234 256L233 257ZM211 258H213V256L206 258L205 261L207 259L210 261ZM236 259H238V258H236ZM250 259H252V261L255 262V264H260V262L262 261V259L261 260L257 259L259 261V263L258 262L256 263V261H257L256 259H254L255 261L253 260V258H250ZM209 261L205 262L204 264H210ZM212 261L213 260H211V263H212ZM241 262H243V261H241ZM263 262L264 261H262L261 264ZM238 263H240V262L238 261ZM250 263H251V261H250ZM197 264H199V263H197ZM242 264H246V263H242ZM251 264H253V263H251Z\"/></svg>",
  "mask_w": 264,
  "mask_h": 264
},
{
  "label": "rangeland",
  "instance_id": "obj_2",
  "mask_svg": "<svg viewBox=\"0 0 264 264\" xmlns=\"http://www.w3.org/2000/svg\"><path fill=\"white\" fill-rule=\"evenodd\" d=\"M0 1H1V0H0ZM4 1H6V2H4ZM47 1H48V2L51 1V3H52L53 0H47ZM92 1H93V3H92L91 0H90V2L92 3V5L94 4V5L96 6V4H97V6H98V5L101 3V6H102L103 3H104L106 0H102L103 2H101V1L99 0V1H100L99 3H98L97 0H96V1H97L96 3L94 2V0H92ZM108 1H109V4H107V3H108V2H107V3L105 4V6H104V5L102 6V7H104L105 9H106V7H108V8H109V6L111 7V4H112V6H113V5H114L113 3H117L116 1H118V0H116V1H115V0H112V1H111V0H108ZM110 1H111L112 3H111ZM119 1H121V0H119ZM119 1H118V6H117V7H116L117 4L114 5L115 8L120 7ZM129 1H130V2H129ZM134 1H135V3H134ZM136 1H137V2H136ZM165 1H168V0H158V1H157V0H156V1H155V0H149L150 3L152 2L154 5H155V4H156V5H157V4H160L161 6H162V4L165 5ZM169 1H170V2H169ZM169 1H168V3H166V4H169V5H170V4H171V5L175 4V0H172V1L169 0ZM198 1H199V0H198ZM200 1H201V0H200ZM45 2H46V0H45L43 3H45ZM126 2H127V8H126V9H128V7H129V9H128L129 12H128V10L126 11V12H128V14H127V13L125 14V11H124V9H125V7H126V3H125V5H124V6H125L124 8L122 7L123 5L121 6V8H118V9H122V8H123V12H124L123 15H125V16H124L125 18H124L123 15H122V16H121L122 19H126V17H127V20H129V18H130V16H131V12H133L132 14H133V17H134V14H135L134 12H136V11L138 10V8H139V10L141 9L140 12H142V13H144L143 10H144L145 12H147V13H150V11H152V13H154L153 10L155 9V6L153 7L154 9L151 7L152 3H151V5L149 6L150 3L148 2V0H147V3H149V4L146 3V0H145V1H141V0H140V1H139V0H132V3H131V0H127ZM128 2H129L130 5L133 6V7H132L133 10H130V5L128 4ZM138 2H139V3H138ZM143 2L146 3V4H144ZM157 2H159V3H157ZM160 2H161V3H160ZM162 2H163V3H162ZM208 2H209V1H208ZM221 2H224V3H223L224 5H223ZM226 2H229V3L232 2L233 7H232V5L230 6L231 3L228 4V3H226ZM6 3H7V4H6ZM110 3H111V4H110ZM122 3H123V0L121 1V4H122ZM140 3H143V5H144L143 8H142V4H140ZM176 3H177V1H176ZM210 3H211V4L208 3V4H209L208 6L212 9L211 11L213 12L214 16L217 15V12H219L220 9H222V6H223L224 8L226 7V9H223V11L221 10V11H220L221 13H226L227 9L230 8V10L235 9V10H233V11H235V14L238 13L239 11L242 12V10H244L243 8H245L246 10H248V9L256 8V7H264V0H233V1H232V0H225V1H223V0H212V1H211V0H210ZM218 3H219L221 6H219ZM1 4H2V5H1ZM45 4L48 5V6H50V11H49V7L47 6V8H46V10H45V13H46L47 15H49V16L51 17V19L53 18V16H54L55 14H57V15H56L57 18H56V16H54L55 18H53V19H55L56 22L53 23L54 21H52V23H51V25H55V24H56L57 27H56V25H55V28H54V26H51V25H50V27H53V28H54V30H53V28L51 29L49 26H46V28L44 27V29H45L46 31H50L51 33H47V34L44 33V35H41V34H40V35H37L36 33H38V32H36V33H34V35H37L38 37H36V36L34 37V35L31 36L34 30H33L32 32L29 33L26 29H28V30L31 31L30 27L26 26L27 28L25 29V26H24L25 24L22 25V27H20V28H23V27H24L23 30H25V32H27V34L24 35V31H21V29L19 30V32H20L22 35H24V37L27 36V35H30L31 39H30L29 36H27V37H25L26 39L24 38L25 41H26V45H25V44H22V43H19V42H18V44L16 45V49H17L18 53L21 55V56H19L21 60L18 58V62H19V61H23V59L27 60V59H26V55H25V57L22 58V52H23V50H22V51L19 50L20 48H22V49L25 50L26 47H27V50L25 51L27 54H28V51L33 53V52L35 51V49L38 51V53H39V50H38V49H40V52H42L41 49L43 48L42 45H44V44L42 43V44H41V47H42V48H40V46H39V44L41 43V40H40V39H42L41 37H43V40L45 39V40L47 41V39L49 38V35H50V34H51V36H50L49 39H53L54 41H56V42L53 41L51 44H50V41H51V40L48 39V41H47V42H49V44H48V43H47V44H48V46L50 45L49 49L51 48L50 52L53 54V60H54V61L52 60L51 56L49 57V55H48L49 49H47L48 52L44 50V51L47 53L46 55L48 56L47 58H48L49 60L46 59V56H45V58H44V55H45V54L43 55V52H42V56H43V58H41V57H37V56H40L41 53H40V54L37 53V54H36V57L34 56L35 58H34V57L32 58L33 54L29 53V54H30L29 56H31V57H30V58H31V62H30V63L28 62L29 66L24 65L25 62H24V63L22 62L23 64H22V63L19 64V67H21L22 65L25 66V67H24L25 71L22 70L23 67L20 68V71H22V72H21L20 88H19V90L16 92V94H14V96L12 97V99L10 100V102H9L8 105H10V104L12 103V100L15 101L19 96H21V98H22L23 95H24V98H25L26 94L28 93L27 96H26V98H25V100H27V99H28L27 97L29 96V94H30V96H31V93H32V94L36 93L37 90H38V88H39L38 91H42V90L44 89V88H43L44 84L49 85V84L51 83V84H50V89H53V88H51V87H53V86H51V85L54 84L53 82L57 81V83H55L56 85H54V88H55V89H53V90L51 91L50 89H48L49 86H48V87L46 86L47 88L44 89L42 92H37L38 95H39V93H41V94L39 95L38 98L40 99L39 102H41L40 105H41V104H42V105L44 104V106H42V105L40 106L39 103H38V104L33 103L35 100H34L33 102L31 101V99H32V100H33V98L35 99V98L37 97V95H36V97H35V96H34V97L31 96L32 98L28 99V101L30 100V102H31L33 105L36 104V105H34V107L37 106V107H38V110H37V107L34 108V110H37V112L34 111V110H32L33 108H31V110L29 109V112H28V113H27V111H26L27 114L25 113V111H24L22 114L16 113V114H18V118H17V115L15 114L14 118H15V120H16L17 122L19 121V123H20V127H21V128L19 127L20 130L23 128L22 131L24 132L25 135H27V134H29V135L32 134V135H30V136H31L30 139L27 138V137H30L29 135L25 136V135L23 134L24 137L27 139L26 141L24 140L25 138L23 137L22 132L19 131V128H18V127L15 126L14 130H11V128L13 127V123H16V122H14L15 120L12 121V119L10 118V116L13 118V115H14L13 113H11V109H12V108H11V109H10V108L7 109L8 112H7V111L5 112V113H6L5 116H4L5 113H4L3 115L0 116V139H2V140H0V142H2V143H0V145H1L0 151L3 149L2 145L4 146V144H6L4 149H6V147H9V148H8V149H9L8 151L4 150L6 153L8 152V154L4 153V151L2 150L3 153H1L0 159H2V158H3V159L0 160V165H1V167H2V168L0 169V174H1V175L3 174V175H5V176H7V175H6V171H5V170H7V169H8L7 173H8V172L10 173L9 170H10L12 167L10 168L9 163L6 162L5 165H2V162H3L4 160H6V155L8 156L9 153H10V155H9L10 158H13V159H19V158L16 157V156H18V157L21 158L20 160L25 159L26 161H30L31 164H33L35 167H41V168L44 167V169L47 171V175L44 176V179H45V180H44V179H41V180H44V181L46 182V184H44V182L41 181L40 183L37 182V183L34 185V187H39L40 189H39V188H36V189H35V188H33V186H29V187H25V186H24V188L26 189V190H25V189L22 188V186L24 185V183L22 184V186L20 185V181H19V183L17 182L18 184L15 183L16 186H20V187L23 189V190H22V189H20V187H18V190L16 189L15 191H17V193H19V194L21 193L20 195H22V193L25 192V193L23 194L22 197H23L25 200H27L28 202L32 201L31 204H32L33 208L35 209V211H34V215L32 214L33 217L36 215V213H39V211H40V213H44V212L47 213V212H49V211H48L49 207H48V204H47V203H49V200L51 199V197H49V193L46 192V189H45V188H47V191H48V190H49L48 187H49V188L52 187V190H51V188H50V190H51L50 196L53 197V198H52L53 200H56V199H57L58 202H59L60 200H62L61 198L65 197V196H63V195L65 194V195H66V198H63V200L61 201V203H62L63 201L65 202V200H70V201H71L72 198H73L72 201L74 200V202H78V201H77V200H78L77 197H80V196H78V195H81V196H82L81 190L84 191L85 188H87V187H85V185L83 184V183L86 184V183H87V180H86V182L83 181V183H82V185L84 186V189H81V188H83V187H80V186H82V185H81L80 181H77V180H80V177H81V176H82V177H83V176L85 177L86 175H88L89 178H88V176L85 177V178H88V181H89V179H91V178L95 175V174H94V175H91L92 177H90V175H89V174L92 173V172H91L92 170H91L90 167L88 166L89 161H91L90 158H87V161L84 160V157H85V159H86V157H87V155H84V154H87L88 151H89L90 149H92V148L88 149V147H87V152H86L85 149H84V150H81L80 147L83 146V144H85V146H84L83 148H86V146H89V147H94V149L96 150L95 147L98 146V145H100V144L98 143V142L100 141V139H97V138H98L99 135H100V134H98V133H101V131H100V132H96V131H95V129H98V130H99L98 127L92 128V129H91L92 134H93V132L95 131L94 133H97V134H96L97 136H95V135L92 136V134H90V136H91V137H90V136H89V133H91V132L89 131V127H86V128H85V126H84V128H83V122H84V124H85V121L81 118L82 116H81V117H79V116H80V114H82V112L86 114V112H84V109H83V108H84L85 106H87V105L91 102V101H90V100H92L91 98H94V97H92V95L90 94L89 96H87V98L89 97V98H88L89 100H86L85 103L87 104L89 101H90V102H89L87 105H86L85 103H82V104H81V102H82L81 99H83V97L86 98V94H87V92H85V91L83 92V97H82V95H81L82 92H81V94L78 93L79 96H80V98H79V96H78V94H77L76 92H79V91H80V90L77 91V88H80V86H77V84H78L79 82H82V81L84 80V78H85L86 81H83L82 83H86V82H88V83H86L87 86H86V85H85V86L83 85L84 87H82V83H80V84H81V87H82V88H80V89H82V90H83L84 88L86 89V87H88V86H90V87H91V85L93 86V85H94L93 82L95 83L96 86H97V84H99V85H98V88H100L99 86H104V87H106V88H109V90L112 89V92H110L109 90L107 91V92H109L108 96L110 95V97H108L106 100H108V103H109V101H110V103H112V102L114 101V104L112 103L113 105H110V107L113 106V107H112V109L114 108L113 111H114V110H115V111H118L120 108H124V107L126 106V102H125V104H123V105H121V106L119 105V102H120V104H122V99L125 98V95H122V96H121V95H118V94H120L119 92L116 93L118 96H121V98H119V97L116 96V94H114L115 91H113L114 86H116L117 89H119L120 87H122V89L125 88L126 85L123 84L124 81H123V83H122V80H124V77H121V79H120L119 77L114 78L115 76L113 75L114 77H112V75H111V80L109 81V80H107L106 78L108 77V79H110V78H109L110 76H109V75H108V76L105 75V77H106L105 79H106L107 81H106V80L103 81V80H104V75H103V78H102L103 80H102V82H101V80H100V82H99L98 79H99L100 77H102V75H101V73H100V72H102V71H101L102 68L104 69V72H106V73L108 74V71H110V69L113 68V66H115V65H114V62H115V59H116L117 57H119L120 59H121L120 56L123 57L122 59L126 58L125 56H123V53H121V52H123V51H120V47L117 48V44H118V42H117L116 39H117V37H118V35H119L118 38H120V40H123V42H124V40L126 39V37H125V39H122V38H124L123 36H125L124 34H126L127 32H125V30H123V31H124V32H123L121 29H125V28H126V29H128V30L130 31V28L128 27V26L130 25V22H129V25H128V24H127V21L125 20V23H124V24H126V25L124 26L123 24H121V23L124 22V21L121 19V17H120L121 20L118 18V19H116L115 21H112V22H111V21H110L111 18H112V17H115V15L112 13V16H111L110 18H109V16H110L111 14H110V15L108 14V16H106V17H108L107 20L111 22V23H109V25H112V23H113V22H116L117 20H118V21L120 20V22H121V23H120V22H119V23L117 22L118 24H121V27H120L117 23H116V25L113 23L115 26L118 25L119 28H118V27L114 28L115 26H114V27H113V26L110 27V28H112V29H115L116 31H117V28H118V30H119V29L121 30V31H119L118 33L115 32V30L113 31L115 34H116V33L118 34V35L116 36V35L113 33L114 36H116V38H115V40H116V41H115L116 45H115V44L113 43V42H114V40H113L114 38L111 39L112 33L110 34V32L108 31V30H111V29L109 28V25H108V27L106 26V24H108V22H107V20H105L106 17H104V16H105V12L103 11L104 8H103V10H101L102 12H104V13H103V17H104L105 22H107V23L104 25V23H103L104 21H103V22L101 21V24L103 23V25L106 26V29L108 28V29L106 30L105 27H102L105 31L108 32V34H105V33H104L102 36H103V38L106 36V37H105V40H106V38H107V40H109V37H110V40H112V41H111L112 44H110V45H113V44H114L115 47H116L117 49H119V53H120V55H118V52H117L118 50L115 49V48H113V49H114V50H113V53L115 52V50H117V51H116V52H117V55H116V54H114V55L111 54V53H112V52H111V51H112V48H111V51H109L110 48H109V49H105V50H103L104 48H108V46H109V47H111V46L109 45L110 41H105L103 38H101V35H100V38H101L100 43L103 41L101 44H100V43L98 44V42H99V40H100V38H98L99 36H98V37H92V38H89V41H88V39H87L86 36H85V38L87 39L88 42H90V43H92V42H93V43L97 42V43H96L97 45L95 44L94 46H96V47H97V46L99 47V45L102 46V50H103L105 53H107V52L109 51V52H110V53H109V57H110V54H111L113 57H115V55H116V58H115V59L111 56V59H114V60L111 61V59H110V62H111L113 65H111L110 67L108 66L109 69H107V67H106L105 64H104V65L101 66V70L97 68L98 70H97V72H95L96 70H94V71H92L91 69L86 70L87 68L84 66V64H81L83 61H82V60L79 61V58H80V57L82 58L83 54L81 53L82 51L80 50V48L78 49L77 47L80 45V47H81V49H82V48H83L82 46H83L84 44L87 43V42H85V38H84V39L82 38V44H80V41H81L80 36H81L82 34L79 33L78 31H81V32H82V29H80V28L82 27V23H83V22L81 21V22H82V23H81L80 21H78V22L81 24V25H80V24L77 22V20H75V19H74L73 21L70 20V19H69V18H70V17H69V14L66 13V12H67L66 10H63V12H61V14H59V13L57 12V10H56V9H58V7H55L56 5H54V1H53V3H52L53 5H51V4L47 3V2H46ZM134 4H135L136 6H135ZM212 4H213V8H214V10H213V8L211 7ZM261 4H262V5H261ZM0 5H1L2 7H3V6L5 7V9H4V7L0 9V13H1V12H2L3 14H5V12L7 13V11H8V7H7V6H8V2H7V0H2V2H0ZM108 5H109V6H108ZM137 5H138V6H137ZM146 5H148V6L150 7L151 10L148 9L149 7L146 8V7H145ZM215 5H216V6H215ZM226 5H227V6H226ZM51 6H52V7H55V10H56V11L53 10V8H51ZM114 6H113V7H114ZM152 6H153V5H152ZM6 7H7V8H6ZM98 7H99V8H98ZM98 7H97V10H98V12H99V10H100V5H99ZM102 7H101V9H102ZM113 7H111L110 10H112ZM158 7H159V8H158ZM215 7H216V8L218 7V8H220V9L218 10V8L216 9ZM231 7H232V8H231ZM248 7H249V8H248ZM115 8H114V10H115L114 13H116V12H118V11H122V10H117V9H115ZM132 8H131V9H132ZM210 8H209V9H206V10L209 11ZM247 8H248V9H247ZM2 9H3L4 11H2ZM12 9H14V8H12ZM156 9H158L159 12H157L158 10H156ZM156 9H155L154 11H156V12L158 13L157 15H159L160 12H161V11H160L161 7H160L159 5H157ZM238 9H240V10L238 11ZM51 10H52V11H51ZM107 10H108V12L110 11L109 9H106V10H105L106 13H107ZM116 10H117V11H116ZM215 10H216V13H215ZM47 11H48V12H47ZM53 11H54V12H53ZM70 11H71V10H68V13H70ZM165 11H166V9L163 10V8H162L161 15L158 16V17L161 16V17H160V20H158V18H156V19H157V22H160V21H161L162 25H163V21H165V22H164V25H165V26H168V23L166 24V22H169V23H170L171 20L177 19V16L174 17V18L172 19L170 16L173 17L174 15H176V12H175V11H174L175 13H174V12H171V13H170V16H168L169 13L166 12L168 15L165 16ZM224 11H225V12H224ZM233 11L230 12L229 9H228V12H230V13L227 12V15L230 16V14H231ZM236 11H237V12H236ZM244 11H245V10H244ZM49 12H51V13L48 14ZM102 12L99 13V16H100V17L102 16ZM156 12H155V14H156ZM163 12H164V13H163ZM209 12H210V11H209ZM212 12H211V14L209 13L210 16H212ZM220 12H219V14H220ZM54 13H55V14H54ZM62 13H63L65 16H64ZM172 13H173L174 15H173ZM53 14H54V15H53ZM118 14H120V13L118 12ZM129 14H130V15H129ZM139 14H140V13L138 12L137 15H139ZM171 14H172V15H171ZM233 14H234V12L232 13V15H233ZM51 15H53V16H51ZM58 15H59V19H58ZM60 15H61V16H60ZM97 15H98V14H97ZM113 15H114V16H113ZM135 15H136V14H135ZM162 15H163V16H162ZM207 15H208V12H207ZM209 15H208V16H209ZM63 16H64V18H66V17L68 16V18H66V20H68L67 24L70 22V26H69V24L66 25V20H65V21L63 20V19H64ZM116 16H117V14H116ZM119 16H120V15H119ZM119 16H117V17H119ZM210 16H209V17H210ZM50 17L47 16V18H49V19H50ZM97 17H98V16H97ZM103 17H102V19H103ZM131 17H132V16H131ZM163 17H164L165 20L163 19ZM169 17H170V18H169ZM210 18H211V17H210ZM57 19H58V23H57ZM109 19H110V20H109ZM131 19H132V18H130V20H131ZM169 19H170V21H168ZM90 20H92V19H89V20H87V21L85 20V23H84V24L88 23V21H90ZM100 20H101V19H100ZM130 20H129V21H130ZM162 20H163V21H162ZM59 21L62 22V24L64 23V26H65V27H66V26H67V27L69 26V27H68V30L70 29V31H71V29L74 27L73 31H71V34H72V32H74L75 40L73 39L72 35H71L72 38H70V36L68 37V35L70 34L69 31L67 30V32H66L65 28L62 27V25H61V23H60ZM71 21H72V22H71ZM155 21H156V20H155ZM73 22H74V23H73ZM90 22H91V21H90ZM98 22H99V20H98ZM77 23H78L79 25H78ZM58 24H60V25H59L60 28H58V27H59ZM73 24H74V25H73ZM84 24H83V25H84ZM178 24H179V23H178ZM71 25H73V26H71ZM103 25H102V26H103ZM164 25H163V26H164ZM19 26H20V25H18V27H19ZM122 26H124L125 28L122 27ZM152 26L155 27L156 25L153 24ZM163 26H162V27H163ZM47 27H48V29H47ZM86 27H87V26H86ZM56 28H57V29H56ZM63 28H64V30H65V34L68 33V34H67V37H66L65 34H64V37L61 36V34H62L61 32L63 31V30L61 31V29H63ZM50 29L53 30V32H52ZM76 29H78V31H76ZM259 29H260V30H259V31H260L259 33L264 32V30H263V29H264V24H261V26H260ZM128 30H127V31H128ZM261 30H263V31H261ZM59 31H60L59 36L61 37V39H62V37L64 38V39H63V43L60 42V43H62L63 45H62V44L60 45L59 43H57V40L60 39V37L57 35V34L59 33ZM22 32H23V33H22ZM56 32H57V33H56ZM121 32L123 33L122 38L120 37V34H122ZM63 33H64V32H63ZM48 34H49V35H48ZM54 34H56L58 37H57V36H54ZM109 34H110L111 36H110ZM45 35H48V36H45ZM126 35H128V33H127ZM129 35H130V36H128V37L130 38V37H131V31L129 32ZM263 36H264V35H263ZM33 37H34V38H33ZM112 37H113V36H112ZM46 38H47V39H46ZM261 38H263V40H264V37H261ZM61 39H60V41H62ZM65 39H66V42H65ZM70 39H72L73 41H75L73 44H75V43L77 42V40L80 39V41H78L79 44L76 43V44H77V47H76V44H75V45H72L73 47L70 46V43H71V41H72V40H70ZM92 39H93V41H92ZM94 39H95V40L97 39V40L95 41ZM36 40H37V41H36ZM43 40H42V41H43ZM67 40H68V41H67ZM69 40H70V42H69ZM83 40H84L85 43H83ZM118 40H119V39H118ZM261 40H262V39H261ZM33 41H36L35 43H38V47H37V44H36V47H37V48H36V47H35V43H34V49L32 50L31 47H33V44L31 45V47H30V46H27V44L30 45V43H33ZM39 41H40V42H39ZM73 41H72V42H73ZM126 41H127V39L125 40V43L122 42V44H120V45L118 44V46H121V50H122V48L124 47V53H125V55H127L126 53H128L129 48L126 47V48L128 49V51H127L126 48H125V46H123V44H124V45L126 44L127 46L130 45V44H129V41H130V40H128V44H129V45L127 44ZM68 42H69V43H68ZM106 42H107V43L109 42V43H108V46L103 47V46L105 45ZM119 42H120V41H119ZM260 43H261V42H260ZM260 43H259V44H260ZM263 43H264V41H263ZM20 44H22V45H21L22 47L20 46ZM47 44H45V45L47 46ZM67 44H68V45H67ZM102 44H104V45H102ZM259 44H256L257 47H258V49H254V47L251 46V47H252V49H251L252 51L249 50L250 53H248V56H249V60H248V61L251 63L250 60H252V64H253L254 66H255V64H257L258 70H259L260 66H262V67H263L262 70H264V49H263V48H264V45H263V44L259 45ZM45 45H44V47H45ZM19 46H20V47H19ZM254 46H255V45H254ZM261 46H262V48H261ZM70 47H71V48H70ZM75 47L77 48L76 50H75ZM112 47H114V46H112ZM137 47H139V49H141V46H140V45L137 46ZM251 47H249V49H250ZM255 47H256V46H255ZM29 48H30L32 51H30ZM45 48H48V47H45ZM61 48H62V49H61ZM69 48H70V49H69ZM100 48H101V47H100ZM226 48H227V47H226ZM230 48H231V47H230ZM230 48L228 47V50H229ZM71 49H72V50H71ZM73 49H74V51H73ZM137 49H138V48H137ZM253 49H254V50H253ZM66 50H68V51H66ZM79 50H80V51H79ZM125 50H126L127 52H126ZM226 50H227V49H226ZM231 50H232V52H231ZM20 51H21V52H20ZM65 51H66V52L71 51L72 53L74 52V54H76V55H74L75 57H73V58H76V56L79 55V57H77V58H78V61L80 62V66H82L83 68H82V67H81V68L79 67V62H78V64H77L78 66L76 67V69H74V71H75V72H74V71H73V68H75V66L73 65V62L77 63V62H76L77 60L74 61V59L71 58V57L73 56V54H72L71 52H70V53H71V57L69 58L68 56H70V55H69L70 53L67 54ZM233 51H235V50H233V48H231V49H230L229 51H227V52H231V54H233V53H234ZM50 52H49V53H50ZM227 52H226V54H227ZM26 53H25V54H26ZM35 53H36V51H35ZM51 53H50V54H51ZM65 53H66V54H65ZM77 53H78V54H77ZM79 53H81L82 56H81ZM52 54H51V55H52ZM84 54H85V53H84ZM121 54H122V55H121ZM23 55H24V53H23ZM34 55H35V54H34ZM63 55H65V56H63ZM86 55H87V54H86ZM228 55H230V53H228ZM54 56H55V58H58L59 61H57V60L55 61ZM57 56H58V57H57ZM230 56H232V55H230ZM67 57H68L69 59H68ZM27 58H28V55H27ZM39 58H40V61H41V60L43 61V62L41 61V64H39V63H40V61H38ZM61 58H62V59H61ZM63 58H64V60H63ZM77 58H76V59H77ZM81 58H80V59H81ZM119 58H117V61H118V62H119V60H120ZM28 59H29V58H28ZM33 59H34V60H33ZM60 59H61V60H60ZM118 59H119V60H118ZM32 60H33V61H32ZM66 60H67V63L64 62V61H66ZM71 60H72V63H71ZM124 60H125L124 63H123L122 61H120V63H118V62L116 63V62H115V63H116V66H118L119 64L121 65L122 70L125 69V68L123 67V64L125 65V63H127L126 59H124ZM27 61H30V59L27 60ZM45 61H46V62H45ZM47 61L50 62V63L47 64ZM51 61H52V63H51ZM62 61H63V64L65 63L64 65L61 63V64H62V65H61V69L64 70V71H62V70L60 69V66L58 65V64H60L59 62H62ZM69 61H70V62H69ZM113 61H114V62H113ZM230 61H231V60H230ZM233 61H235V59H232V61H231L232 63H231V64H233ZM32 62H33V64H32ZM37 62H38L39 65L36 67L34 63H37ZM54 62H55V63H54ZM56 62H58L57 65H56L57 68H55V64H56ZM121 62H122V63H121ZM70 63H71V64H70ZM21 64H22V65H21ZM30 64H31V67H30ZM42 64H44L45 68H44V66L41 67ZM45 64H46V65H45ZM69 64H70V65H73V68H72ZM106 64H107V63H106ZM260 64H261V65H260ZM36 65H37V64H36ZM47 65H50V67L47 66ZM234 65H235V64H234ZM234 65H231L232 68H233ZM259 65H260V66H259ZM46 66H47V68H46ZM51 66H52V67L54 66L55 69L51 68ZM103 66H104V67H103ZM28 67H30V69H28V71L26 72V69H27ZM69 67L72 68V71H73V73H75V74L72 73V71L70 70L71 68L69 69ZM105 67H106V68H105ZM119 67H120V66H118V67H114V68L116 69V68H119ZM257 67H256V68H257ZM262 67H261V68H262ZM36 68H37V69L40 68V69H39L40 72H39L38 70H37V72L34 71V70H36ZM49 68H51V69H49ZM58 68H59V69H58ZM78 68H80L79 70H80L81 72L78 71ZM84 68H85V69H84ZM99 68H100V67H99ZM41 69H42V70L48 69V70H50V71L52 70V71H53V74H54V70H55V71H56V70H58V71L60 70V71H59V72H58V71L55 72L56 75L54 74V76H55V80H54V77H53V76L50 77V75H48V74H47V75L45 74V75H46V76H45V75H44L45 71H42ZM68 69H69V71H68ZM115 69H113V70H115ZM126 69H127V67H126ZM126 69H125V71H126ZM29 70H30V71H29ZM65 70H67V73L65 72ZM82 70H83V71H82ZM33 71H34V72H33ZM61 71H62V72H65L66 74H69V75L71 74V75H70V78H69V77L67 78L66 75H65V73H63V74L65 75V77H66L67 82H66L65 77L63 76V74H61L62 77L59 76V75H60L59 73H60ZM77 71L80 72V74H81L82 76H78V77H77V75L79 74V73H76ZM99 71H100V72H99ZM238 71H239V70H238ZM23 72H24V73H23ZM35 72L37 73V76H36V73H35ZM57 72H58V73H57ZM70 72H71V73H70ZM85 72L88 73V76H87V74L84 75ZM92 72H94L95 76H92V75H94V74H92ZM242 72H243V73H244V72L247 73L246 70H243V69H242V71H241V69H240V72L237 73V74H239L240 76H244V77H246V78H249V77L253 74V73H252V74L250 75L251 72L248 71L249 73H247V74L244 73L245 75H243ZM22 73H23V74H22ZM39 73H40V74H39ZM46 73H49V72H46ZM96 73H98V75L100 74V75H99V78H98V76H97V78H98L97 80L95 79V78H96V75H97ZM122 73H123V71H122ZM226 73H228V72H225V74H226ZM241 73H242V75H241ZM256 73H258V74H253L254 76H255V75L258 76V77H256V78H259L261 75H263V76H261L262 78L264 77V71H262L263 74H261V69H260V72L257 71ZM49 74H50V73H49ZM57 74H59V75L57 76ZM225 74H224V75H225ZM259 74H261V75H259ZM51 75H52V73H51ZM69 75H68V76H69ZM89 75H90V76H89ZM227 75H228V74H226L225 76L227 77ZM239 75H238V77H236L237 79L240 78ZM253 75H252V76H253ZM34 76H35V77H34ZM47 76H48V78H47ZM71 76H72V77L76 76V79L78 78V79L76 80L78 83L74 82V78L72 79L73 82L76 83V86H77V87L73 84V82H72V80H71ZM225 76L222 78V83H224V87H225V82H226V79H225L226 77H225ZM229 76H231V75H229ZM229 76H228V77H229ZM252 76H251L250 78H252ZM56 77H57V78H56ZM63 77H64V78H63ZM87 77H88V78H87ZM94 77H95V78H94ZM228 77H227V78H228ZM244 77H242V78H244ZM28 78H29V80H30L29 83H28V81H29ZM32 78H33L34 80H33ZM51 78L53 79V82H52V79H51ZM62 78H63V79H62ZM79 78H80V79H79ZM113 78H114V80L119 79L118 82H119V83L121 82V83H120V87H119V85L117 84V82H116V83L113 82V81H114V80H112ZM236 78H235V80H237ZM242 78H240V79H242ZM253 78H254V77H253ZM262 78H261V80H262ZM46 79H47V80H46ZM50 79H51V81H50ZM68 79H70V81H68ZM87 79H88V80H87ZM90 79H91V82H92V81H93V82H92V84L88 85L89 82H90ZM92 79H95L96 81H95V80H92ZM100 79H101V78H100ZM31 80H32L33 82H32ZM45 80H46L47 83L50 81L49 84H47V83L45 82ZM120 80H121V81H120ZM261 80L259 79L260 82H261ZM58 81H59V83H60V81H61V83H63V82L65 81L64 83L67 84V87H66V88H65V86H63V90H64V88H65V89L67 90V93L65 92L66 90H64V91L62 90V94H65V93H66L67 95L65 94V96L68 97V100H69V101H70L69 96H68L69 91H70L74 86L76 87V88L74 87V89H76V92H75L74 89H72L71 91L74 92V93H76V98H78V99L81 100V102H80L81 105L79 104V106H78V103H79V102L74 103L75 106H77L78 108H75V106L72 104V106H74V107L72 108V106H71L72 111L70 110L71 108L69 107V105H70L71 103H70L68 100H66V98H65V100H63L65 96L62 95L61 92L58 93V90H57V89H59V88L61 89V87H62V85L60 86L61 83L59 84ZM97 81H98V83H97ZM41 82H44V84H42ZM70 82H71V83H70ZM104 82H105V83H104ZM106 82H107V84H106ZM110 82H111V83H110ZM30 83H31V84H30ZM35 83L38 84V88L36 87V84H35ZM40 83H41V84H40ZM64 83H63V84H64ZM112 83H113V85H112ZM236 83H237V82H236ZM28 84L31 85V87H30ZM39 84H40V85H39ZM57 84H58V86H57ZM65 84H64V85H65ZM69 84H70V85L73 84L74 86L71 85L72 88H68V87H70ZM108 84L111 85V88L108 87ZM121 84H123V86H121ZM237 84H238V83H237ZM255 84H256V85H255ZM255 84L252 86V88H254V86H255L256 89L258 88V89H257V92H258V93H256V89H255V88H254L255 90L251 88V90H254V92H252V91L250 90V92L252 93V95H250V96H248V97H251V98L248 99V97H247V99L250 100V101L246 100V98H245V99H244V102H243L242 104H237L236 107H237L239 110L241 109L240 107H242V109H243L244 107H247L246 109H249V112L253 109L254 112H253V111H252V112L254 113V116H255V117L253 116V113H249V114H252V115H249V118H250V116H251L250 119H251L252 121H254V123L257 122L256 125H261L260 123H262V124L264 123V79L262 80V83L259 84V83H256V82H255ZM257 84H258V85H257ZM32 85H33V86H32ZM34 85H35V87L37 88V90H36V88H33ZM42 85H43V86H42ZM68 85H69V86H68ZM117 85H118L119 88L117 87ZM40 86H41L42 90H40ZM55 86H56V87H55ZM59 86H60V87H59ZM96 86H94V89H93V92H94V93H93V96H95V98H94V99H96L95 102H98V103H99L100 98H97V95L99 96V94H95V93H96L95 91H97V90H95V88H97ZM257 86H258V87H257ZM24 87H25V88H24ZM29 87H30V88H29ZM58 87H59V88H58ZM90 87L87 88L86 91H87L88 89H90ZM104 87H102L103 90L99 89V90H100V94H101V93H104V92H103V91L105 90ZM22 88H23V89H22ZM26 88H27V90H26ZM32 88H33L34 90H33ZM67 88H68V89H67ZM20 89H21V90H20ZM47 89H48V91L50 90V93H52V92H54V93H53V95H52V94H50V93L48 92L49 95L46 96V98H47V97H48V98H49V97L51 98V95H52V98H51V99H53V98H54V94H55L54 101H55L56 98H57V101H58V97H57L56 93H58L59 95H62V96H63V98L60 96V98H59L60 102H57V101H56L57 103H56V105L54 106V108H55V110H56V108H57L56 111H59V110H60L59 105H60V107H61V105H63V104L65 103L62 107H63L64 112H66V113H65L66 115L63 114L64 112H63V110H62V107H61V111H60V113H62V112H63V113L60 115L59 112H56V111L53 109L52 106H51V112L48 111V112H49V114H48V112H47V110H46V107H45V106H47V104H45V101H46V103H47V100L51 101V99H50V98H49V99L47 98V100H46L45 97H44L45 101H44V103H43L42 100H41V98H40V97L42 96V99H43L44 94L47 93ZM85 89H84V90H85ZM120 89H121V88H120ZM120 89H119V91L122 90V89H121V90H120ZM22 90L25 91V92H23V95L21 94V91H22ZM32 90H33L34 93L32 92ZM35 90H36V92H35ZM73 90H74V91H73ZM82 90H81V91H82ZM91 90H92V88L90 89V91H91ZM99 90L97 91L98 93H99ZM114 90H115V89H114ZM237 90H238V89H237ZM239 90H241V87H239ZM243 90H244V89H243ZM248 90H249V88H248ZM26 91H27V93H26ZM44 91H45V92H44ZM56 91H57V92H56ZM59 91H60V90H59ZM71 91H70V94H71ZM101 91H102V92H101ZM225 91H227V89H226ZM225 91H224V92H225ZM245 91L248 92L247 89H245ZM30 92H31V93H30ZM63 92H65V93H63ZM105 92H106V90H105ZM122 92L124 93V89L121 91V93H122ZM250 92H248V93L250 94ZM84 93H86V94H84ZM89 93H90V92H89ZM110 93L112 94V96H111ZM123 93H122V94H123ZM225 93H226V92H225ZM248 93H247V94H248ZM253 93H254V94H253ZM17 94H21V95H19L18 97H16ZM70 94H69V95H70ZM94 94H95V95H94ZM104 94H105V93H104ZM104 94H103V95H104ZM226 94H227V93H226ZM226 94H224V95L222 96V98H224L223 100H222V99H219V107H221V109L224 108V107H225V108L228 107V106L223 105L222 101H224L225 103H227L226 101H228L229 103H227L226 105H228V104L230 105V102H231V101H229V100H231V98H229V96L225 98L224 96H225ZM245 94H246V93H245ZM249 94H248V95H249ZM73 95H74V96H73ZM84 95H85V96H84ZM87 95H88V94H87ZM227 95H228V94H227ZM227 95H226V96H227ZM242 95H243V94H242ZM90 96H91V97H90ZM115 96H116V98H117V100H118V101L116 100V101H117V104L119 105V107H118V105L116 106V107H117L116 109H115V106H114V105H115V100H114V99L112 100V98H115ZM123 96H124V97H123ZM246 96H247V95H246ZM15 97H16V98H15ZM73 97H75V94L72 93V97H70V98H71L72 101L74 102V99H75V98H73ZM81 97H82V98H81ZM104 97H105V96H103V100H104ZM106 97H107V93H106ZM106 97H105V98H106ZM24 98H22V100H21V102H20V105H21L22 103H23V104L26 103L25 101H24L25 103L23 102V99H24ZM38 98H36V99H38ZM109 98H111V100H109ZM227 98H229V99H227ZM252 98H253L254 100H252ZM44 99H43V100H44ZM78 99H77V100H78ZM94 99H93V100H94ZM120 99H121V100H120ZM225 99H226V101H225ZM61 100H62L64 103H63ZM77 100H75V102H76ZM106 100H105V102H106ZM124 100H125V99H124ZM124 100H123V103H124ZM245 100H246V102H245ZM36 101L38 102V100H36ZM66 101H67V103H66ZM87 101H88V102H87ZM100 101H102V99H101ZM111 101H112V102H111ZM254 101H255V102H254ZM68 102H69L70 104H69ZM92 102H93V101H92ZM92 102H91V103H92ZM53 103L55 104V102H53ZM221 103H222V104H221ZM225 103H224V104H225ZM32 104H30V107H32ZM49 104L51 105L52 103L49 102ZM38 105H39V106H38ZM57 105H58V107H57ZM67 105H68V106H67ZM100 105H103V104H100ZM220 105H223V107L220 106ZM80 106H81V109H82L83 111H82L81 109H79ZM122 106H123V107H122ZM30 107H29V108H30ZM42 107H43L44 110H45L44 113L46 112V115L48 114L47 116H46L45 114H43V112H42L41 114L39 113V112H40V108H41V111H43V110H42V109H43ZM67 107H69V108H67ZM47 108H48V107H47ZM65 108H67V110H70V113L73 112V115H75V116L78 114V115L76 116V119H75V116H73L72 114L68 113V111L65 110ZM96 108L99 110V108L102 109V106H101V107H100V106H97ZM106 108H107V106H106ZM106 108H105V106H104V109H102V111H101L102 113H100V111H99L98 113H99L101 116H102L103 114L106 116L107 114L104 112V110H105ZM256 108H257V109H256ZM49 109H50V108H49ZM219 109H220V108H219ZM221 109H220V110H221ZM27 110H28V109H27ZM74 110H75V111H74ZM77 110H78V111H77ZM98 110H97V111H98ZM222 110H223V109H222ZM225 110H226V109H225ZM225 110H224V111H225ZM30 111L33 112L32 115H31V112H30ZM76 111H77V113H76ZM79 111H81L80 114H79ZM115 111H114V112H115ZM255 111H256V112H255ZM53 112H54V113L56 112V113H55L56 115H57V113H58V115L60 116V118H59V116H58L59 119L57 118V120H56L57 122L63 120V118H64L65 116H68L70 119L67 117V120H70V122L74 121V122H72V124H73V123L76 124L75 120L77 121V117H78V118H79V119H78V124L81 125L82 127L76 124V125H75L76 128H74V127H75V126L73 127L74 124L71 125V123H70L69 125L74 129V130L72 131V128L70 127V128H71V132H70L69 125H68L67 121H65V120H66V119H65L66 117H65L64 120H63V122L61 121L60 123L62 124L61 127H65V126H66L65 128H66L67 132H66L65 129L62 128L63 130H65V131H64L65 134H64V132L62 133L63 130L61 129V127H60V128L58 127V124H56V123H57L56 121H54V123L52 122L51 125H50V123H49L50 121H53V119H54L53 117H55V119H56V117H57L56 115H53ZM7 113H8L10 116H9ZM24 113L26 114V115H25V118H23V117H24ZM29 113H30V115H28ZM67 113L70 114V116H72V117H70ZM75 113H76V114H75ZM255 113H256V114H255ZM85 114H84V115L82 114L83 117H85ZM7 115H8L9 118H10L9 121L12 123V126H11V124H10V126H8V120H6V119L8 118ZM20 115H21V116H20ZM51 115H52V117H51L52 119L50 118ZM20 117H21V118H20ZM42 117H43V119H42ZM62 117H63V118H62ZM5 118H6V119H5ZM46 118H49V120L46 119ZM61 118H62V119H61ZM71 118H74V120L72 119V121H71ZM85 118H86V117H85ZM249 118H248V122H247L248 124H247V123H246V124L249 125V127H250V126H253L254 123H253ZM3 119H4V120H3ZM18 119H20V120H18ZM21 119H24V120L22 121ZM34 119H35V123L33 124ZM39 119H40V120H39ZM81 119H82L83 122L81 121ZM86 119H87V118H86ZM46 120L48 121V122H46V123H48L49 126H53V125H54V127H49V126L47 127V126H46V123H45ZM79 120H80V121H79ZM87 120H88V119H87ZM5 121H6V122H5ZM20 121H21L22 123H21ZM24 121H25V122H24ZM39 121H40V124H41V125H39ZM41 121H43V124H42ZM10 122H9V123H10ZM55 122H56V123H55ZM68 122H69V121H68ZM19 123H18V124L16 123V124L19 126ZM25 123H26V124H25ZM60 123H59V126H60ZM63 123H64V124H63ZM65 123H67V124H65ZM80 123H82V124H80ZM88 123H90V121H89ZM32 124H33V125H32ZM86 124H87V122H86ZM86 124H85V125H86ZM90 124H92V123H90ZM90 124H88V126H90V128H91V126H92V127L96 126L95 123H94V125H90ZM64 125H65V126H64ZM97 125H99V124H97ZM7 126H8V128H9V131H8V132L11 133V135H9V133H8V135H7V130H6V129H8ZM38 126H39L40 130L38 129ZM44 126H46V127L44 128L45 130H46V128H48V131L46 130L47 133H48V132H51L50 129H52V128H55V129H56V128H59L61 133L58 131L59 129H57V130H56V131H58V133L56 132V133H57V136L54 135V133H55V131H54V133L51 132L52 134L48 133V136H47L48 139H47L45 136L42 137V136L44 135L43 133H45V134L47 135L46 132H43V129H42V131H41V128H43ZM55 126H56V127H55ZM67 126H68V127H67ZM99 126H100V128L103 127V125H102V126L99 125ZM5 127H6V128H5ZM32 127H33L34 130L37 129V130H39V131L35 130V133L33 134L34 130H31ZM77 127H79L80 130H81V128H82V129H83V130H81L82 132H80V130H79V132H80V133H79ZM104 127H105V126H104ZM104 127H103V129H104ZM15 129H16V131H17V129H18V134L16 133ZM75 129H77V130L75 131ZM84 129H85V130L87 129V131H86V132H83ZM26 130H27V131H26ZM45 130H44V131H45ZM52 130H54V129H52ZM61 130H62V131H61ZM92 130H93V131H92ZM98 130H97V131H98ZM100 130H101V129H100ZM106 130H108V128L105 129V131H106ZM32 131H33V132H32ZM68 131H69V132H68ZM102 131H103V130H102ZM109 131H110L109 136H106V137H108V140H109V141H108V144L110 145L111 143H109V142H110L111 139L113 138V136H111L110 134L113 133L114 130H112V129L110 130V129H109ZM109 131H108V132H109ZM111 131H112V132H111ZM72 132H73V134H71ZM74 132H75V133L77 132V134H76L75 136H74V134H75ZM87 132H89V133L87 134ZM115 132H116V131H114V133H115ZM245 132H246V131H244V133H245ZM248 132H249V130H248ZM248 132H246L245 134H248ZM19 133H20V135H19ZM68 133H70V135L72 136V137H71L72 139L70 138V136H69V138L71 139V141L73 140V142L75 143V145L77 144L76 142H78V140L80 141V139H85V138L82 137V136H83V135H82L83 133H85L86 135H88V136H86L87 140H82L81 142H79V143H78V146H77V145H76V146L79 147L80 149L78 148V150H77V148H75L74 145L71 144L70 139L68 138V136H66ZM104 133H105V132H104ZM104 133L102 132L101 137H99V138H101V139L103 140V142L105 141V142H104V146H103L102 141H100V142L102 143V145H101L99 148H97V150H98V149L100 150V148H101L102 146H103L102 148L108 146V147H106V148L103 149V150H106V151H107V149L109 148V150L107 151L108 153L106 152V153L104 154V153H100V151H99V152L96 151L97 154H98V155H97V154L94 153L95 150L92 149V151H89V152H90V153L93 152L94 155H93V154H92V155H93V156L96 155V156L93 157V156L90 155V154H88V156H90V157L92 156L91 159H93V158H96V157L100 158L102 154H104V155H108V157H106V156H105V157H106L108 160L111 159L110 161H113V163H112V162H111L110 164L107 163L108 167H111L112 171H113V168H114V165H112V164H115V165H116L117 162H118V164H119V163H120V160L123 159L124 161L121 160V165L119 164L121 167H120V168L117 167V166H118V164H117V165H116L117 170H116V167L114 168V170H116V173H117V172H120V173H121L122 170L125 171L124 169L127 168V167H126V168H125V167H122V166H125V164L127 163V162L125 161V158L123 157V156H125V155H123V154H124V153H123V152H124V148H123V146H124L125 142H124V144H122V143H123V141H125V140H124L123 138H121V139L123 140V141L120 140V142L122 141V142H121V145H122V146L118 145V143H117V145H118L119 147H118V146H116V147H117L118 149H119V148H122V150H121V149H120V150H117L116 147H113V145H114L113 143H112V146H109V145L105 144V143H107V142H106V139H107V138H106V139L104 138L105 140L103 139V137H105ZM106 133H107V131H106ZM114 133H113V134H114ZM242 133H243V132H242ZM242 133H241V135H242ZM12 134H16L15 136L18 137V138H21L24 142H22L21 139H20V140L17 139V138L15 139V138L12 136ZM59 134H63V135H65V137L62 135V137L60 138V137H59ZM107 134H108V133H107ZM107 134H106V135H107ZM245 134H243V135H245ZM34 135H35V136H34ZM49 135H50V136H49ZM51 135H52V136L54 135V139H53V137H52ZM68 135H69V134H68ZM77 135H79V136L82 135V136H81L82 138L79 137V138L77 139V141H76L75 139L77 138V137H76ZM102 135H104V136L102 137ZM2 136H3V137L6 136V137L3 138ZM55 136H56V137H55ZM73 136H74V139H73ZM84 136H85V135H84ZM94 136H95V137H94ZM34 137H35V139H34ZM37 137H38V138H37ZM41 137H42V139H47V140H45V145H44L43 142H42L43 145L40 143L41 140H42ZM57 137L60 138V139H58ZM66 137H67V139H66ZM89 137H90V138H89ZM96 137H97V138H96ZM109 137H111V138L109 139ZM7 138H8V139H7ZM50 138H52L54 142H49V143L47 144L46 142H47L48 140H50ZM56 138H57V139H56ZM63 138H64V139H63ZM95 138H96L97 140H95ZM6 139H7V140H6ZM38 139H39L40 141H39ZM52 139H51V140H52ZM55 139L58 141V144H56V142H55L56 140H55ZM62 139H63V140H62ZM88 139H90L91 141L88 140ZM92 139H93V140H92ZM16 140H17V142H18V145H17V143H15V144H16L15 146H11L12 144L14 145V142H16ZM28 140H29V141H28ZM37 140L39 141V143H38ZM51 140H50V141H51ZM59 140H60V141H59ZM65 140H67V141L65 142ZM68 140H69V141H68ZM74 140H75L76 142H75ZM98 140H99V141H98ZM10 141H11V142H10ZM13 141H14V142H13ZM30 141H33V143H31ZM34 141H35V142H34ZM61 141L65 142V143L67 144V146H66V144H64L63 142H62V143H63V144H62ZM86 141H87L88 143H89V142H92V143H89V145H86V144H87V143H85ZM6 142H7V143H6ZM12 142H13V143H12ZM20 142H21V143H20ZM59 142H60L62 145H64L65 148H64V147L61 148L62 145H61ZM82 142H84V143H82ZM93 142H94V143H93ZM95 142H96V143H95ZM10 143H11V145H10ZM29 143H30V144H29ZM37 143H38V146L36 145ZM50 143H54V144H56V146L58 145V146L56 147L54 144H53V145L51 144L52 149L55 150V151H54V155H53V154H52V155L55 156V155L58 153V156H59V157L61 156L63 159H64V157L66 156L64 160H67L68 162L71 161V162H70L71 164H69V163L66 161V162L69 164L68 166H70V165H71V166H75L74 164L72 165V159L74 160V158H75V157H73V155L76 156L78 153H80V152H78L77 154H76V153L73 154V152H72L73 150L76 149L77 151H80V150L83 151V152L85 151L86 153H85V152H84V153L81 152V155H84V156H82V158H81V157H78V156H81L80 154H78V155L76 156L77 161H73V162H74V163H75V162H78V158H79V160H80V159L84 160L85 164L82 162V163H83V165H82V164L80 163V161H79V162H78L79 164L76 163V166H78V168L80 167V165H81V167H82V166L84 167V166H86V163H87V166H86V167H88V168H85V167H84L86 170H85L84 168H81V169H83V170H85V171H88V173L85 172V173H83V174H86V173H87V174H86V175H82V174H80V173H81V172H80V173H78V174H80L79 177H78V175H77V174L75 175L74 173L78 172V171H76V170H79V171H80V168H79V169H78V168H77V169L75 168V169H73V175H75V176H77V177H73V175H71L70 178H69L68 173H69V175H70V174L72 173V172H71L72 169L69 168V167L67 166V164H66V162H65L64 160H63V161H64L65 163H63V164H66V166L69 168V170H71V171H69V170L67 169V171H68V172H67V176H68L69 179L67 178V176H66V172H65V171H64V173H63V171H62V174H63V175L61 174V169H62V168H63V169H64V168H67L65 165L60 164V165H61L60 168H61V167H62V168L59 169V166H58V171H56L57 168H56L55 165H52L53 167H52V166L50 167V165H51V163H52V160H53L52 155H51V153L49 152V151H51V152L53 151V150L50 148V146H48ZM68 143H69V145H68ZM97 143H98V144H97ZM7 144H8V145H7ZM39 144H41V146H42L43 153H42V151H39V154H38L37 150H40V149H41V146L39 147ZM92 144H93V146H92ZM94 144H95V146H94ZM96 144H97V145H96ZM30 145H32V146L34 145L33 149H32V146H31V148H30ZM35 145H36L37 148H39V149H36V151H35ZM59 145H60V149H59ZM70 145H72V146H70ZM80 145H81V146H80ZM90 145H91V146H90ZM115 145H116V144H115ZM115 145H114V146H115ZM27 146H28V147H27ZM43 146H44V148H43ZM45 146H46V147H45ZM53 146H54V148H53ZM68 146H69V147H68ZM14 147H15L17 150L22 149L23 152H22L21 150H19L20 153L18 154V152L15 150ZM47 147H48V148H47ZM70 147H71V148H70ZM72 147H73V148H72ZM111 147H112V148H111ZM18 148H19V149H18ZM56 148H57V151H56ZM63 148H64V149H63ZM66 148H70V149H71V152H69V153H70V154H71V153L73 154L72 157H71V155H70L69 153H68V155H70V157H68V155H64V154L66 153V151H65ZM83 148H82V149H83ZM102 148H101V152H104V151H102ZM110 148H111L112 151H114V152L116 151V153H117V152H118V153L120 152V154L123 153L122 156H120V157H121L120 160H119V158H118V155L116 156L117 160H119V161H116V159H115V160L112 159L115 153H114V152H111V151H110ZM10 149H11V151H10ZM45 149H46V150H45ZM58 149H59V150H58ZM72 149H73V150H72ZM113 149H115V150H113ZM12 150H13V151H16V152H12ZM33 150H34V151H33ZM48 150H49V151H48ZM67 150H68V149H67ZM93 150H94V151H93ZM9 151H10V152H9ZM47 151H48V152H47ZM58 151H59V152H58ZM63 151H65V153H64ZM11 152H12V155H11ZM40 152H41V153H40ZM44 152H45V154H44ZM74 152H75V151H74ZM109 152H111V154L113 153V156H111ZM121 152H122V153H121ZM14 153H15L16 156H15V155L13 156ZM16 153H17V154H16ZM24 153H25V155H24ZM34 153L38 154V156H37L36 154L34 155ZM52 153H53V152H52ZM99 153H100V154H99ZM118 153H117V154H118ZM20 154H21V156H20ZM41 154H42V155H41ZM49 154H50V155H49ZM62 154H63V155H62ZM4 155H5V156H4ZM45 155H47V157H45ZM48 155H49V156H48ZM99 155H100V157H99ZM115 155H116V154H115ZM12 156H13V157H12ZM24 156H25V158H23ZM40 156H42V157H40ZM58 156L56 155V160H55V157H54V160H55V161L58 160V161H57V162H58L57 164L60 163V161H59L60 159L58 158ZM109 156H111V158H110ZM9 157H8V158H9ZM36 157H38V158H37V159H38L37 162H36ZM43 157H44V158H43ZM102 157H103V155H102ZM102 157H101V158H102ZM105 157H104V158H105ZM40 158H41V159H40ZM42 158H43V161L45 160L46 164L49 162V160H50V158H51V159H52V160H51V163H50V164L48 163L47 165L44 164V163L41 164V163L43 162V161H42ZM48 158H49V159H48ZM57 158H58V159H57ZM66 158H67V159H66ZM69 158H70V159H69ZM98 158H96V160H97ZM106 158H105V159H106ZM114 158H115V157H114ZM27 159H28V160H27ZM88 159H89V161H88ZM105 159H101V160H102V161H105V162H109L108 160H105ZM39 160H40V161H39ZM47 160H48V161H47ZM82 160H81V161H82ZM96 160L94 159V162H95ZM61 161H62V160H61ZM63 161H62V162H63ZM92 161H93V160H92ZM115 161H116V163H115ZM39 162H40V163H39ZM94 162H90V164L92 163V166H93V167L95 166V163H94ZM96 162H97V161H96ZM98 162H99V159H98ZM105 162H104V164H105ZM122 162H125V163H122ZM164 162H166V160H165ZM260 162H262V163H260ZM53 163L56 164V162H53ZM53 163H52V164H53ZM93 163H94V165H93ZM102 163H103V162H102ZM166 163H168V162H166ZM57 164H56V165H57ZM90 164H89V165H90ZM241 164H242V163H238V165H240V167H241V166L243 167V165L245 166V164H242V165H241ZM257 164H258V166H257ZM257 164L253 166L254 169H253L252 167H248V166H247V169H248V170H251V168H252L253 170H255V171L251 170V172L249 171V179H248V174L246 173V172H247V169H246V167H243V169L245 170V172H244L245 175L247 174V176H246V177H247V178H246L247 181H246V183H245V188H247V189L244 190V196L248 197V196L251 195L252 192L255 191V193L257 194V201H260L261 205H263V207H264V160L262 159L261 161H258ZM41 165H43V166H41ZM98 165H99V164L97 163V166H98ZM100 165H101V162H100ZM100 165H99V166H100ZM105 165H106V164H105ZM105 165H103L102 167H104ZM111 165H112V166H111ZM63 166H64V167H63ZM76 166H75V167H76ZM97 166L94 167V168H95V169H94L95 171L98 170ZM4 167H5V168H4ZM54 167L56 168V170H55ZM100 167H101V166H100ZM100 167H99V170H100L101 172H99L98 174H99V175H100V174L102 175V172L105 171V168H104V170H103V168L101 167V168H102V169H101ZM9 168H10V169H9ZM14 168H15V167H14ZM50 168H51V172H53V175H52V173L50 172ZM52 168H53V171H52ZM91 168H92V167H91ZM96 168H97V170H96ZM122 168H123V169H122ZM15 169H17V167H16ZM109 169H110V168L107 169V166H106V171H105L106 173L103 172V175L106 174L105 176H108V175L110 174V172H112V171H110ZM119 169H121V171H119ZM241 169H242V168H241ZM243 169H242V170H243ZM18 170H20V169H18ZM83 170H82V171H83ZM257 170H258V171H257ZM11 171H12V169H11ZM14 171H15V170H13L12 173H10V176H9V175L7 176V179H6V177H5V178H2L3 175L0 176V185L3 184V183H5V182H4L5 179H6V180H5L6 182H7V181H10L11 179H9V178H10V177L12 178V176H13V172H14ZM1 172H2V173H1ZM15 172H16V171H15ZM17 172H18V171H17ZM19 172H20V171H19ZM56 172H57V173H56ZM70 172H71V173H70ZM90 172H91V173H90ZM97 172H98V171H97ZM97 172H95V173H97ZM107 172H108V173H107ZM113 172H114L113 174L115 175V174H116L115 171H113ZM253 172H254V174H255V173H256V174L253 175V177H252ZM9 173H8V174H9ZM54 173H55V175H56L55 178H54ZM257 173H258V174H257ZM11 174H12V176H11ZM64 174H65V175H64ZM121 174H122V173H121ZM121 174H120V175H121ZM136 174H138V171H137ZM114 175H113V178L115 179L116 176H114ZM118 175H119V173H118ZM118 175H117V180H118V178H119ZM256 175H257V176L259 175V177H258L259 181L256 180L258 183H256V182L253 181L254 184L252 183V185H255V187L252 186V185H251L252 187H249V185L251 184L250 181H251V180H254V179H255L254 176H256ZM60 176H61V177H60ZM62 176H65V177L62 178ZM250 176H251V177H250ZM257 176H256V179H257ZM52 177H53V178H52ZM71 177L74 178V181H75L76 185H77V183L79 182L80 186L77 185V187H79V191H76L78 188H76V185H75V184H72V183H71V182H72V180H70ZM82 177H81V178H82ZM100 177H101V176H100ZM123 177H126V176L123 175ZM123 177L120 176L119 181H117L118 183L115 182L116 184H115V186H114V185H113V182L111 183V180H112L113 178H111V180H110L109 177H107V179H106V177H105V178L103 177L104 179H103V178H102V179L99 178V180H98V179H97L98 176H94V177L92 178V181H95L96 179H97V180H96V183H95V182H94V183L92 182V183H93L92 186L95 184V185L93 186V187L95 188V190H94V189H93V190H94V192H95V191H99L98 188L102 186V188H100V190H102V192H103V191L105 190V188L108 187V186H106V184L109 183V182H107V181H108V178H109V180H110V184H112L113 187L111 188L110 193H109L108 190H105V191H107L108 194H109V195L107 194V196H110V194H113V192H119V193H121V195L124 193V195H126V192H125L126 189H125V187H126L127 184H126V182H125V184H124V182L122 183V181L125 180V179L122 180ZM1 178H2V179H1ZM56 178H57V179H56ZM59 178H60V179H59ZM61 178H62V179H61ZM65 178L68 179L69 182H68V181H65V180H66ZM75 178H76V179H75ZM148 178H149V180H148L149 182H148V181H147V182H144V184H147V186L149 187V190H148V191H150V192H149V196L151 195L149 198H151V199H155V198H156V194L158 193V189L156 188L157 183L154 184L155 181H154V180H151V178H150L149 175H148ZM8 179H9V180H8ZM63 179H64V180H63ZM82 179L84 180V178H82ZM105 179H106V180H105ZM114 179H113V181H114ZM1 180H3V181H1ZM54 180H56L55 183H56V182H57V183L59 182L58 184L56 183V185H59V186H60V182H61L62 185L65 183V185H63L64 187H63V186H60V187H62V188H61V189H62V192H63V189H64V190L69 189V190L71 191L72 188L75 187V188H74V191H75L74 194H75V195L73 194V190H72V192H70V191L68 192V191H67L66 193H64V192H65V191H64V192L62 193L63 195L61 194L62 196L60 195L59 197H56V199H54V197H55V193H58V194L61 193V191L59 192V190H61V189H58L59 186L57 187V186L55 185V183H54V185H52V181L54 182ZM58 180H59V181H58ZM121 180H122V181H121ZM249 180H250V181H249ZM70 181H71V182H70ZM97 181H99V182H103V181H104V182H103V185H102V183H101V185H100L98 188H96V187H95L96 184L98 185ZM115 181H116V180H115ZM125 181H126V180H125ZM248 181H249V182H248ZM62 182H63V183H62ZM81 182H82V180H81ZM90 182H91V181H89L88 184H90ZM105 182H106V183H105ZM119 182H120V187H122V186L124 187V189H123V187H122V189H121V190L123 191V193L121 192L120 187H119V185H118ZM128 182H129V181L127 180V183H128ZM150 182H151V183H150ZM153 182H154V183H153ZM66 183L68 184L67 186H66ZM121 183H122V186H121ZM162 183H163V184H162ZM249 183H250V184H249ZM15 184H14V187H15ZM42 184H43V186H41ZM69 184H72V185H73L71 189L68 187V186H71V185H69ZM88 184H86V185L89 186ZM99 184H100V183H99ZM123 184H124V185H123ZM144 184L142 185V187L144 186ZM148 184H149V185H148ZM150 184H152V185H150ZM39 185H40L41 187H40ZM46 185H47V187H46ZM153 185H154L155 187H154ZM159 185H160V184H159ZM161 185H163V186L165 185V186H166V185H167V182H166V181H162V182H161ZM53 186L55 187L54 189H53ZM92 186H91V187L89 186L90 190L92 191V192L90 191L91 194H93ZM117 186H118V187H117ZM157 186H158V185H157ZM163 186H161V189H160V186H158L159 189H160V191H162ZM30 187H31V188H30ZM44 187H45V188H44ZM65 187H67V188L65 189ZM114 187L116 188L117 191H116V190H113ZM151 187H152V188H151ZM32 188H33V190H30V189H32ZM43 188H44L45 190H44ZM56 188H57V189H56ZM150 188H151V189H150ZM14 189H15V188H14ZM37 189H38V190H37ZM41 189H42V190H41ZM80 189H81V190H80ZM152 189H153V190H152ZM34 190H36L35 192H37V193H35ZM56 190H57V191H56ZM86 190H87V189H86ZM151 190H152L153 192H151ZM155 190H157V191H155ZM163 190H164V189H163ZM19 191H20V192H19ZM38 191H40V194L38 193ZM42 191L45 192V195H44L43 193H42V195H41V192H42ZM53 191H56V192L54 193V196L52 195V192H53ZM105 191H104V192H105ZM111 191H112V192H111ZM251 191H252V192H251ZM27 192H28V193L32 192V193H30V194H32L31 196H30V194H29V198H30V199L28 198L29 200H28L27 197H26V196L28 195ZM79 192H80V194H79ZM107 192H106V193H107ZM145 192H146V190H144L143 193H145ZM76 193H77V194H76ZM255 193H254V194H255ZM141 194H142V192H141ZM256 194H255V195H256ZM76 195H77V196H76ZM121 195H119V196H121ZM154 195H155V196H154ZM161 195H162V194H161ZM37 196H40V197L38 198ZM47 196H48L50 199L47 200L48 202L46 203V204H47V205H46V204H45V201H46V200H45V198H42V197H47ZM56 196H57V195H56ZM73 196H75L76 198H74ZM122 196H123V195H122ZM32 197H33V200H32ZM48 197H47V199H48ZM152 197H153V198H152ZM258 197L260 198V200L258 199ZM41 198H42V199H41ZM58 198H59V199H58ZM69 198H71V199H69ZM149 198H148V199H149ZM34 199H35V201H34ZM36 199H37V201H36ZM43 199H44L45 201H42ZM52 199H51L50 201H52ZM57 200L55 201L56 204L58 203ZM234 200H236V199H234ZM33 201H34V202H33ZM40 201H41V202H40ZM106 201H107V200L102 201V202H105V203H103L104 205L107 204ZM36 202H37V203H36ZM38 202H39V203H38ZM53 202H54V201H52V202H50V203L53 204ZM64 202H63V205H64ZM67 202H68V201H67ZM74 202H72V203H74ZM102 202L100 201V203H98V204H101V205H99V206H100V210H101L102 208L104 209V205L102 204ZM42 203H43L44 205H43ZM81 203H82V201L80 200V203H79V204H81ZM35 204H36V205H35ZM39 204H40V206H41V205H42V206L40 207ZM51 204H49V205H51ZM65 204H67V203L65 202ZM77 204H78V203H76L75 205L73 204V208H75V209H77L78 207L81 208V206H80V205H77ZM257 204H258V203H257ZM57 205L60 206V203H58ZM61 205H62V204H61ZM63 205H62V206H63ZM69 205H70V206H67V207H69V209H70V207H71V202H69ZM96 205H97V203H96ZM96 205H95L94 203H93V205H92V204H89V205L87 206L88 208L90 207L89 209H87L86 206H84V207L89 211V210L91 209L92 206L94 207V206H96ZM258 205H260V204H258ZM44 206H45V207H44ZM53 206H54V205H53ZM53 206H52V207H53ZM59 206H54V209L56 210V209L58 208V211H59V210L61 209ZM35 207H37L38 212H37V210H36ZM42 207H44V208L42 209ZM46 207H47V208H46ZM55 207H56V208H55ZM65 207H66V205H64V208H65ZM84 207H83V208H84ZM101 207H102V208H101ZM243 207L245 208V206H242V208H243ZM260 207H261V206H260ZM39 208H40V209H39ZM45 208H46V209H45ZM62 208H63V207H62ZM64 208H63V209H64ZM73 208H71V210L73 211V213H74L75 216H76V212H77V214H78L79 212L76 211L75 209L73 210ZM244 208H243V209H244ZM261 208H262V207H261ZM261 208H260L259 210H262V212H263V209H264V208H262V209H261ZM41 209L43 210V212H42ZM52 209H53V208H52ZM52 209L50 210V212L52 211ZM54 209H53V211H54ZM103 209H102V210H103ZM61 210H62V209H61ZM77 210H78V209H77ZM91 210L93 211V212H92L93 214H92V213L89 214V212L87 211L89 215L93 216V215H97V214H98V212H97L95 209H91ZM94 210L96 211L97 214L94 213ZM246 210H247V208H245L244 210H242V212L244 211V213H243V214L240 213V214H241V215H239L240 217L232 216V217H233V219H232V217L230 216V218L227 217L228 220H227V218H226L225 221H223V224H225V223H227V222H229V221H230V222H235V221H234V218H235V220H236L235 224H236L237 227H239L238 229H240V230H238V232L236 231L237 234H236V233L232 234V237H231L229 240L227 239V238H229V237H227L226 239H227L228 241L224 240V244H222V243H223V242H222L221 244H218V245H216V246H214V247L211 246L209 250H205V249H204V251H203L204 253H203L202 255H198V258H193V259H191V260L188 259L187 261H185V264H197V263H199V264H200V263H201V264L203 263V264H204L205 262H208V261H209L208 259L205 261V259H206V258H209V257H212V256H213V258H211V260H213V261L215 262V263H214V262L212 261L213 264H242V263H246V264H251V263H253V264H255V262H253L252 259H250V258H253V260H254V259H256V260H257V259H260V260H261V259H262V261H264V215H262L261 212H260L261 215L258 214L259 212H258V213L255 212V213H254L255 210H254L253 212L250 211V213H249V212H248V213H245V212H247ZM53 211H52V212H53ZM56 211H57V210H56ZM56 211H54V213H55ZM58 213H59V212H58ZM58 213L54 214L53 218H54L55 216L57 217V214H58ZM82 213H83V212H82ZM108 213L111 214V212H108ZM263 213H264V212H263ZM59 214H60V213H59ZM59 214H58V216H59ZM61 214H62V213H61ZM74 214H73V215H74ZM88 214L86 213V210H85L83 216L87 215L86 217H89ZM80 215H81V217H83L81 213H80ZM112 215L114 216L113 213H112ZM75 216H74V217H75ZM77 216H78V215H77ZM77 216H76V217H77ZM59 217H60V218L62 217V218H63V221H64V218H65V217H64L63 214L60 215ZM59 217H57V220H60V222H61V219H62V218L60 219ZM78 217H79V216H78ZM51 218H52V217H51ZM51 218H50V219H51ZM50 219L48 218V220H50ZM55 219H56V218H55ZM78 219H79V218H78ZM231 219H232V221H231ZM237 219H238V221H237ZM52 220H53V219H52ZM30 221H32V220L30 219L29 222H30ZM55 221H56V220H55ZM63 221L61 222V224H60L59 221H56V222H58V223H56V225H57V224H58V225L60 224V226H62V228H63V225H64V228H65V223H63ZM226 221H227V222H226ZM239 222H240V223H239ZM52 223H53V222H52ZM52 223H50V225H48L49 223L46 222V224H43L41 227H38V230L36 229V230H37V233H38L39 230H41L42 228H44V229H42V230L45 232V234H44L45 239L47 238L49 241H50V237H52V239H57V238L61 235V233H60L59 236H56V234H57L59 231L61 232V229L59 230L60 226L58 227V225H57V228H53L54 225H52ZM71 223H72V222H71ZM71 223H70V225H71ZM75 223H76V222H75ZM54 224H55V222H54ZM68 224H69V223H68ZM73 224H74V222H73ZM73 224H72V225H73ZM51 225H52V226H51ZM56 225H55V227H56ZM72 225H71V226H72ZM74 225H75V224H74ZM74 225H73V228H74ZM77 226H79V224H77ZM77 226H76V227H77ZM51 227H52V228H51ZM45 228H46V229H45ZM64 228H63V229H64ZM68 228H70V227H68ZM220 228L225 232L224 226H223V228H222V227H220ZM51 229H53V230H51ZM54 229H56V230L58 229V231L55 232ZM66 229H67V227H66ZM66 229H64V230H66ZM71 229H72V227H71ZM221 229H219V230L216 232L217 235H218V232H219L220 234H222V235L225 234L223 231H221ZM67 232L69 233V229H67ZM62 233H63V232H62ZM226 233H227V232H226ZM46 234H47V236H46ZM58 234H59V233H58ZM49 235H50V236H49ZM63 235H64V233H63ZM215 235H216V234H215ZM225 235H226V234H225ZM233 235H235V236H233ZM44 236H43V238H44ZM65 236H66V235H64V237H65ZM69 236H70V233H69V235L66 236V237H69ZM230 236H231V235H230ZM60 237H62V236H60ZM215 238H216V236H215ZM215 238H214V239H215ZM58 239H60V238H58ZM211 239H212V238H211ZM238 239H239V242L241 241L240 243L242 244V246L245 247V251H244V252L242 251V254L240 253V252H241V251H240L241 247L238 248V247L236 246V245H237L236 241H238ZM206 241H207V240H204V241L202 242V244H205ZM225 242H226V243H225ZM250 242H252V243L254 242V243L256 244V245L253 244V246L255 245L254 248H251L252 246L250 245ZM231 244H232V246H231ZM241 244H240V246H241ZM228 245H229L230 247H233V248L229 249L230 247H229ZM227 246H228L229 248H227ZM244 247H243V248H244ZM235 248H236V249L238 248V249L236 250ZM234 249H235L236 253H234V252H235ZM210 250H211V251H210ZM227 250H229V251H228V252H229V257H228V255H226V254H228ZM230 250H232V254H233V256H234L235 258H230V257L232 256V255H230ZM241 250H242V249H241ZM237 251L241 254V255L239 254L240 256L238 255V252H237ZM225 253H226V254H225ZM243 253H244V254H243ZM256 253H257V254H256ZM208 255H209V256H208ZM236 255H237L238 257H237ZM206 256H207V257H206ZM233 256H232V257H233ZM253 256H254V257H253ZM255 257H256V258H255ZM236 258H238V259H236ZM211 260L209 261L210 264H212V263H211ZM238 261H239L240 263H238ZM241 261H243V262H241ZM250 261H251V263H250ZM254 261H255V260H254ZM262 261H261V262H262ZM257 262L259 263L258 260L256 261V263H257ZM261 262H260V264H261ZM262 264H264V262H263Z\"/></svg>",
  "mask_w": 264,
  "mask_h": 264
}]
</instances>
